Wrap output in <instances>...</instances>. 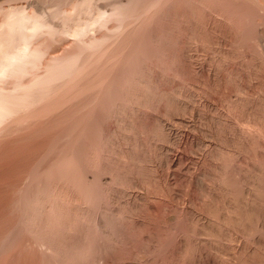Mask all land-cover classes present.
I'll use <instances>...</instances> for the list:
<instances>
[{
    "label": "rangeland",
    "instance_id": "1",
    "mask_svg": "<svg viewBox=\"0 0 264 264\" xmlns=\"http://www.w3.org/2000/svg\"><path fill=\"white\" fill-rule=\"evenodd\" d=\"M123 4L125 5V7ZM115 12H116V15H115ZM22 14H26V16H28L29 18L31 17L32 19L34 18L33 20L30 19L29 20L30 22H27L24 25L25 28L23 26L24 29L22 27H18V25L15 26L17 23L16 21H18L20 15ZM66 18L68 19L66 20ZM35 20L40 25L39 31L37 30L38 32L31 31L32 29L31 24ZM14 22H16L15 25H14ZM86 25L88 26L86 34H84L83 36L75 35V30H79L81 27H83L84 29L85 27H87ZM25 36L27 37L25 38ZM83 37L85 38V40ZM107 39L111 41V42L109 41L110 43L108 42L109 44H112L113 42L116 44V45L112 44L111 46L107 45L109 46L108 47L109 50L106 49L107 48L106 44H105L106 48L103 47L104 43H107ZM100 40L104 41L103 45L101 44ZM0 45H2L0 46L1 47L0 51L1 49L5 51L8 50L7 52L8 54L12 52L11 50H14V52H17V50H21L24 47H26L28 52L32 54L30 55V58L28 57L26 58L29 61H26L24 63L25 65L23 66V68L26 70H24L23 68L19 70L14 69L15 70L14 72L11 71L10 73H7L6 75L0 77L1 97L4 96L6 98V101L8 102L14 101L11 105L13 106L12 109H14V113H12L13 112L12 110L10 115L5 117L0 122L1 124L0 125V264H152V263L157 264V261H159L160 263L162 261V264H173V260L174 261L178 260L177 264H191L193 260L190 261L189 259L191 257L186 256V255L189 254L190 256H192V254L196 252L194 250L195 248L191 247V250H188L189 253L188 252L182 253V255L177 253V255H179L180 257L177 256L176 260H175L176 256H174L175 258L174 257L172 258L170 256L173 253L172 252L173 247L175 248V246H177L176 244L178 242L177 239L183 236L187 237L191 232L192 233L195 232V234L191 233V236L195 237L196 235V238L190 237V235L188 237V239L190 238V240L194 243L195 241L197 242L198 240L197 239L198 236L196 233L199 232L200 230L204 232L205 231L204 228L207 222L213 223V220H214V222L216 221L215 222L216 225L217 226L221 225V227H222V223H225V221L220 222L221 217L220 218L217 217L220 220L218 219L215 220V217H213L212 215L211 217L210 215L208 216V213H204V211H203V215L206 214L205 215L206 218L203 215H201L202 214L201 207L203 206L202 204L203 201L201 200H207V199L211 200V197L210 198L205 197L208 194L207 192L208 191L214 192L217 195H219L220 193L222 194V192H224L225 190V187L227 185L230 186V184H232L230 180V179L233 180L234 178L232 177V175L235 177L236 176L238 177L239 174L241 173L243 178L246 179L245 182L241 175L240 176L243 180L241 178L240 180L239 177L238 178L236 177V178L238 179L239 182L240 181L242 182L241 185H244L242 186V188L245 187V185H247L246 188L247 189L249 188V190H247L246 188L245 190L248 192L250 191L252 192V194L254 193L256 195V191L254 187H256L255 184H257V182L256 183L254 182V184L252 182H249L252 180H249L248 177H250L251 175L250 176L248 175L252 174L253 172L254 173L257 172V169L260 172L261 171L260 168L264 167V152H263L264 151V0H193V1L192 0H63V1L62 0H0ZM91 45H94V47L92 46L93 50L91 47L89 48V46ZM102 47L106 49L107 51H104ZM14 48L16 49V51ZM89 50H91L90 56L92 57L88 56ZM100 50H103V51H100ZM140 50L143 52H141ZM5 51H1L3 52L1 54L6 53ZM98 52H100V55L97 57V54H99ZM103 52L104 53L106 52V54H103ZM129 52L130 53L133 52L134 54L133 53L130 54ZM3 56L1 55L0 58H3ZM131 58H133L135 61ZM125 60L128 61V64H129L128 67L129 68L131 67L132 70L138 69L137 72H135V70L132 71L131 69H129L133 73L132 74L129 71L132 74L131 75L128 72V68H126L127 66L125 67L123 66L125 65V63L127 65V62ZM30 61L31 62L33 61V62L31 63ZM132 62H135L132 65L134 66L133 68L132 66H130ZM88 64L90 68L88 67ZM69 66L71 67L72 70L69 69L70 68ZM85 67L88 70V72L85 69ZM76 68H77V71H75ZM126 70H127L128 77L126 75ZM78 72H80L81 74ZM148 73L152 74V76L149 75ZM121 74L123 75L120 76ZM121 77H125V78H121ZM147 77H148V80L150 78H153L152 79L153 81L149 80L150 83L153 82L152 84L149 85V83L146 80ZM143 78L144 80H142ZM129 79L131 81L128 82ZM145 80L149 86L152 85L150 87L152 89H149V87L145 83ZM139 81L140 82L144 81L146 85L142 82L140 83ZM110 83L112 84L113 87L111 86ZM128 84L129 86L130 85L131 86L128 87ZM28 85L30 86V89ZM115 85H118L119 87L117 88V86ZM124 86L125 88H123ZM133 86H135V88ZM140 86H145L146 89L148 87V89L150 90L149 93L154 92L159 95L157 96V94L154 95L150 93L152 94V96L153 95L155 96V97H151L150 94L147 95L148 92L144 87H141V90H140ZM110 87L112 88V90H115L114 93L116 95L115 94L111 95V92L113 93V91H110L111 90ZM132 90L133 92L141 91L140 92L141 94L136 93L134 95L139 94L142 98L141 97L139 98V95L136 96L137 98H135L132 94L133 92H131ZM145 90H146V93L142 94L143 91ZM106 91L110 92V96H113L111 97L112 99L114 98V95H115V98L113 99L115 104H113V100H111L109 98L110 96L108 95L109 97L107 98V100L105 99L106 103H104L106 108H104L105 106H101L102 104L100 105L99 102L102 103V100H104L103 97L105 96L103 95L105 94ZM120 91H123V92H120ZM159 91L160 93L162 92L163 94L161 95ZM125 94L127 95V97ZM6 95H9V96H6ZM144 95H147V96H144ZM183 95H186V96H183ZM169 96L173 97V99L175 98L173 101L177 102L176 105L178 104V102L183 103L184 101H186L188 104L186 102L185 104L187 106L189 105L190 108L191 107L193 108L189 110V106H188V109L184 111V112H188V111L190 112L192 110L190 114H188L189 112L184 113L182 111L185 114L183 115L182 113V116H184L185 119L181 117L180 115L181 112L179 113L178 111L179 113L178 114L176 111L177 109L176 110L174 109V107L176 108V105H172V104H174L175 102H172L171 105L167 103V100L172 99ZM146 97L148 98V100ZM150 97L152 98V101L154 102H151ZM161 97H164V98H161ZM138 98L139 100L140 99L142 100L139 101ZM143 98H145L146 100ZM116 99H117V102H115ZM155 99L159 101L160 104L157 103ZM109 100L111 102L107 103V101ZM137 100L139 101V103L136 104ZM96 101L98 103H96ZM143 101L144 102L146 101L150 108H151V104H153L154 106L152 105V107L154 108L150 109L149 107H147V105L140 103ZM148 101H150V103ZM95 104L96 105L99 104L100 106L97 105L98 107H96L94 106ZM139 104H141V107L144 106V108L138 107ZM155 104H158V105H155ZM243 104H245L246 106L249 105L250 107L252 106V110H251L252 112H249L246 115L244 112L242 113V108H244L245 106ZM114 105L116 106L118 105L119 109H118V106L116 108V106ZM114 108L117 111L120 110L121 108L122 109L121 114L123 115H120L119 114L120 111L117 112L114 110ZM137 109L139 111H135ZM93 110L96 112V114ZM109 111H110V114H109ZM175 113H177L179 116L177 114L175 116ZM94 114L96 115V118ZM106 114L108 115L105 116ZM121 116L122 118H120ZM123 116L125 118H123ZM247 116H250L249 117L250 120L248 119ZM97 117L99 119H97ZM103 118H104V121H102ZM126 118H129V119H126ZM211 118L214 119V121H211L212 123L209 121ZM216 118L218 120L220 119L221 122L218 121ZM118 119H121L123 124ZM125 120L128 124H126ZM93 121H95L96 123L94 124ZM115 121H116V124H115ZM217 121L218 123H215ZM159 122L162 123V125L164 124L165 126H167V128L168 127L170 129L173 128L172 130L175 131L174 134L177 135L176 138L177 139L179 138L178 141H181V143H178V141L175 140L177 142L172 141V143H174L172 144L171 142H167L162 138L161 140H163L164 143L161 142L160 136L156 137V135L154 134L159 128L157 125H155V123L158 124ZM219 122L222 124H219ZM89 124L91 125L93 124L94 126L93 125L91 126ZM127 125L128 126L131 125L132 128L127 127ZM125 126L126 128H124ZM156 127L158 128L156 129ZM94 128L95 130H97V133H98L97 134L95 132V136L93 133ZM99 128L100 130L103 129L104 132L106 131L105 133L109 136H107L104 133L105 135L102 137L101 135L102 131H99ZM128 128L131 129V131H129L130 133L128 131L127 132L125 131V129L129 130ZM90 130H93V131L89 132ZM246 130L247 131L250 130V132L249 131L247 132ZM84 132L87 133V134L85 133L86 136L83 135ZM110 132L111 134L113 133L115 135L114 136L112 134L113 139L111 138L112 136L110 135ZM91 133L92 135H90ZM153 134L155 136H153ZM185 135H187L188 137ZM87 136L89 137V139ZM222 136L224 137L225 141L223 140ZM86 137L91 142L90 141L88 142L87 139L85 140L84 138ZM104 137L107 138L109 141L105 140ZM182 137H184L186 141H184V138L182 139ZM90 138L94 139V141H92V139ZM110 138L113 140L112 143L117 144V147L120 145L119 148H122L123 151H122L121 156L124 158V160L122 157L120 158V155L118 154L119 162L117 161L118 158L116 156H117V153H119L118 150L120 149H118L117 147L115 148L114 146L116 145L114 144L110 145L112 141L110 140ZM115 138L119 142L116 143V140H114ZM156 138H158L160 142L159 141L157 142L158 139ZM211 138L212 139L214 138L215 140L214 139L213 140L215 142ZM103 139L106 141L105 142L107 143L106 145L111 150L107 148V146L104 147L105 143L103 142ZM151 139L153 141H151ZM221 139L223 141H221ZM98 140H101V141L99 142ZM123 140L126 142H124ZM95 142L99 144V145L96 144L95 146H92L94 147V149L97 150L96 153H95L96 150L93 151L94 149H92L91 147V143L93 145ZM151 142L153 143V145L156 144V142L158 145L160 144L159 146H156L157 145L156 144L155 147L152 145L153 148H151L155 150V152L153 151V153L154 154L157 153L158 156H159L158 152L159 150L161 151L163 150L162 149L163 146L167 147V143L171 144L170 146L168 145V147L173 148L171 149L173 153L174 154L176 153V155L178 156H180L181 154L180 157L182 161L180 160L181 163H179L181 167L180 165L177 166L178 168L180 167V169H182V167L184 169L185 167L191 166L194 163H196V161L199 164L202 163L201 164L202 166L201 165L200 166L203 167L202 168L203 170L199 167L195 171L199 173V171L202 170L200 171V173L205 174L204 177L207 174L206 178H204V181H203V184L204 183L206 184L204 185V193H203V190H202V193H203L202 194L201 192H198L201 190L197 191V189L195 190V187L192 188L191 185L184 183L185 181L183 182L184 180L183 176L180 177L177 174H172L170 170L169 172H167L165 171L167 170L166 168L163 171L162 167H159V165L156 164L158 163L157 161L159 160V158L157 159L158 156L156 154L154 156L151 153L152 150L149 148V146H151L152 144ZM245 142H247V144ZM101 143L103 144L100 146ZM176 143H178L177 145H179L180 147L177 146ZM196 143L197 144L199 143L203 146L198 144L197 149L199 150H197L196 149L197 146L195 145ZM127 144H129L130 146L128 147ZM213 145H217V146L219 145L218 149L216 148V146H213ZM96 146H100L99 148H102V150ZM172 146H176L177 149L176 147H172ZM199 146L202 148H204L205 146L207 147L206 149L210 151L206 153L207 150L205 148L200 149ZM90 147L92 150L90 149ZM160 147L161 149H159ZM87 148H88L87 151L91 150L95 153L96 158H99V156L100 157L102 156L104 158L103 155H105V158H108L110 160L112 159L111 162L113 161L114 162L112 164L111 162H109L108 164L107 161L109 160L104 159L106 161V164L108 165L107 167L106 166L103 167V165H106L104 164L105 162H103L104 160L102 161L103 165L99 164L101 163L100 161L102 157L99 159L100 161L98 160L99 163H97L95 162L97 161V159L94 156L93 158L95 159L89 158L91 159L90 161L92 163H93L92 160H94L93 164L89 161L86 162V160H88V157L91 154L94 155L93 152L92 153L89 152L90 153L89 154L86 151ZM97 148L101 152H99ZM106 148L109 154L107 151H105ZM113 148L116 149L118 152L112 154L111 152L116 151ZM156 148L158 149L156 150ZM126 150L129 152H127ZM175 150L176 152H174ZM211 150L212 151L214 150V151L211 152ZM124 152L127 155L128 154L130 155V152H132L131 155L133 154L134 156L133 155L129 156L132 158V160H130V158L126 156ZM86 153L89 154V156ZM173 153L171 152V154ZM203 153H205L204 155H206L207 157L204 156ZM85 154L87 155L86 157L87 159H84V156H86ZM97 154L99 156H97ZM70 155H72L73 158L76 156L75 158L77 160H79L78 157L80 158V160L83 158L82 160L84 161L82 162L85 164V166H86V163L88 164V167L86 166V168H84V165L82 166L81 161H76L78 162L76 163L78 166L75 165V167L77 168L76 169L74 166H72L74 165L73 163L72 165H70L69 163L70 167H74L73 169L70 168V170L74 172V174L76 175V178H77V174L79 173L78 171L81 170L83 174L84 170L86 172L87 168L90 170V167H91V169L94 168L93 171L95 172H96V169H98L100 172V169L102 170V168H104L101 174L99 173V175L100 177L102 175L103 177V178L101 177L102 180L108 179V177L110 176L109 173L114 169L113 167L115 166V163L118 166L121 161V163L125 162L123 163L124 166L126 164L129 165L126 167H129L128 170L129 171L131 170V172L127 171V169H125L126 167L124 168L123 166L124 171H126V174L128 175V176L126 175L124 176L123 173L125 174V172L121 170L123 169L121 167V163H120V166L115 167V169L113 170L115 171V173L111 172V174L116 176L118 174L116 171L120 167L119 168L120 170L118 172L122 171L123 173L122 172H120L121 174L119 173L121 177L119 175H117L116 177L114 176L115 179L120 180V178L124 179L125 177V180L121 179L119 182L124 181L125 184L130 183V185L128 186L125 185L124 183L121 184L124 186V188H126L124 189L123 186H121L120 183L118 182L117 184H119L123 188L122 189L120 187V190H128L129 192L132 191V194L134 195L138 194L143 197L145 196L148 202L150 201L151 203L152 202L154 203L155 200L157 202V199H158L157 194H159V192L162 193L164 190H161V189L164 188L165 191L163 195H165V197H163L162 194H160L159 196H161V198L158 200V203L155 202L153 205L155 206L158 204L157 205L158 207H154V208L149 207L153 203L151 204L149 202L150 203L149 204L146 202V200L144 201L142 200V202L140 200L139 202H141V205H142L141 207L140 203H137L138 202L137 200L136 202L135 200L133 201L127 200V202L129 201L127 204L126 200H123L124 195L122 193L121 194L123 195V198L121 197V195L119 196V194H118L119 196L118 197L117 193L115 192H111L110 194V192L108 193V191L105 190L106 189L105 185L99 182L100 184L103 185V186H99L98 182H93L97 184V187H96V184H94L93 188H90V189L92 190L94 189L93 191H95V189H97L98 187H102V189H104V192H107L108 195L110 194L111 197L110 195L109 196L105 195L106 193L104 192L103 194L106 197L102 195L103 190L101 191L99 190L102 196L101 195L99 196L98 192L97 194L94 195L96 191L92 192L91 190V193L94 196L98 195L99 198L95 197L93 198V200H91V203L85 204V200L80 199V196L85 195L84 193H82L83 186L86 182L85 176L83 177V175H87V174L85 172L83 175L80 173L78 174V175H82L81 177L82 180L85 179V182L83 183L76 182L78 180L75 181L76 179L75 177H74V180L72 179L73 172L72 171L70 172V170L67 167L63 166L67 163L66 161L67 157L68 159L69 158L72 159ZM106 155H108L110 158ZM151 155H153L152 157L154 158V162L152 161L153 158L151 157ZM143 156H147V158L146 160H144L145 159L144 158L142 162L141 159ZM182 156H184V158ZM217 156L218 157L220 156L219 159H222L223 161V162L220 161V163L222 162L223 164H226L225 162H227V164H230L231 162H233V164L235 165V162H236L237 165L240 166V169L242 168L243 170L239 169L238 171V168L236 167L237 165L235 167L230 166L232 165V163L229 165L230 167L226 165L227 167L226 168L225 166H223V164H219L218 160H216L218 158ZM90 157H92V155ZM63 158L66 161V163L63 162L64 161ZM134 159L136 160V162ZM148 159L151 160L154 164L152 165V162L149 161ZM130 161H132L133 163L129 164ZM88 162L93 165V168L91 164L89 165ZM149 162L151 165L149 164ZM79 163L84 169H82ZM144 163H148L149 165L144 164ZM95 164L98 165L99 167L101 165L102 167L97 168L98 166H96ZM113 164L114 166H112ZM213 164L218 165V167L216 166L212 167L211 165ZM109 165H111L112 167L110 168ZM219 165L221 169L222 168L225 169V170L223 169L222 170L225 171L226 174H228L227 176H229V173H230L231 177L229 176L228 178L227 176H224L223 174L225 173L224 172L222 173V171L219 170ZM130 166L132 167L131 169H130ZM156 166L158 168H156ZM245 166H247L248 168ZM231 167L232 169L233 168L237 169L238 172L233 169L235 172L231 174L232 169H230V172H229V168ZM254 167H256V169ZM62 168H63V171H62ZM105 168L110 172L109 173L107 172L105 173V175H103L104 171L106 170ZM108 168H110L111 170ZM212 168H214V170L216 169L215 172L218 170L220 172L219 173L217 172L214 174L213 173L214 170ZM74 170H78L77 174ZM204 171L211 173V175ZM67 172H70V174ZM236 172L238 173L237 175H235ZM259 172L255 174L260 176L261 174L259 175ZM87 173L89 174L91 173V171ZM220 173H222L221 175L223 176H218L220 175ZM67 174L68 176L71 175L72 178L68 177ZM96 174L98 175V173ZM166 174L169 175L167 176L170 182ZM170 174L172 175L173 178L175 177V180L170 177L171 176ZM213 174L214 175L217 174L216 175L217 177L215 178ZM79 177L80 176H78V179ZM218 177L220 178L222 177V179L226 177L228 179L225 178V181L227 180L226 182L228 181L230 182H228L226 185V182L224 181L226 185L224 187V185L219 184L220 182L218 181L219 179ZM179 178L181 180L183 178V180L181 181L179 180ZM263 178H264V175H263ZM132 179L133 180L135 179L134 181H138V179L140 180L137 182L139 186L136 188L138 190L136 191V193L134 192V190L136 189L133 190L130 187L132 185L131 184V181H133ZM213 179H216V180H213ZM67 180L69 182L71 180V182L70 183L66 182ZM72 180L76 184V186L72 187ZM80 180L81 179H79V181ZM141 180H143V183H144L143 185L142 183H140L142 182ZM202 180H203V177H202ZM263 180L264 179H261L262 186H264ZM224 182H221V183L223 184ZM68 183L70 184V186L67 185ZM77 183L80 185L82 184L81 190L80 188H77L78 187ZM166 183L171 184V187L172 186L176 187L175 188L176 190L173 188L174 190L168 191L169 189L166 188L168 187ZM111 184L113 185V183ZM145 184H148L150 188L147 187L148 185H145ZM217 184L220 186H218ZM119 185H114L113 187L116 186L118 188ZM140 185L146 186L145 187L146 189L144 187L142 188L141 186L142 189L139 190ZM159 185L161 189L157 187ZM162 185L164 186L162 187ZM214 185L215 187L217 186L216 187L217 189H215L216 192L214 191V188H215ZM69 187L72 188L73 191L75 189L74 193H72V190ZM209 187H211L213 190ZM53 188L54 190L56 188V190L54 191ZM147 188L149 190H147ZM47 189L49 190L50 193H53L51 197L53 196L52 199L55 200L54 202L56 204L53 202V200L50 201L51 203L53 202V204H50V202H48L47 197H49V199L51 197ZM61 190L65 193L63 196L60 195V194H63ZM78 190H80L82 194ZM150 190H153V191H150ZM258 190L261 193L259 194V191H257L258 195H256V197H258V205H259L261 203V202L259 203V201L262 200V203L264 201V191L263 189L261 191L259 188ZM57 191L60 197L55 196V195H58V194H55V192L57 193ZM147 191H149L148 194L146 193ZM42 192L44 193V196L46 195L45 194L46 192L48 193L46 195L47 197L42 196L44 198H47L45 199L47 201H45L42 198L45 202L40 201L41 200L40 195H42L41 194ZM78 192L80 194H78ZM141 192L143 193V195ZM152 192H154L153 193L154 197L152 196L153 195ZM170 192H172L171 194L173 196L170 194ZM75 193H77L78 197ZM167 193L169 195H167ZM173 193L175 194L177 193L178 195L177 194L175 195ZM199 193L202 194V196ZM112 194H114L113 196L115 200H112L113 199ZM71 195L73 197L76 196V200H69V198L72 197ZM260 195H262L263 198ZM54 196L56 197V199ZM67 196L69 197L67 198ZM38 197L40 198V200L38 199ZM108 197L112 199L110 200ZM149 197L153 198L154 201L152 199L148 200ZM59 198L63 200H60ZM81 198H84V197H81ZM219 199L221 201L219 205H223L222 200L224 199L221 197L216 200L219 201ZM30 200L32 201L30 202ZM130 201L133 205L135 204L134 207L136 209H134V211L133 209L130 210L129 206H132ZM42 203L50 207L49 210L54 215L52 216L51 214V216H49L50 214H46L44 212L46 214V217L44 213H43V217H45L44 219L45 220L47 219V220L44 221L42 218L44 223L49 224L48 225L49 228L48 227L47 228L51 231L46 229V226H47L46 224H44L43 222H40V219L42 216L40 215L39 219L37 217L39 214L36 212H38L43 207ZM60 203L61 205L57 206ZM262 203L259 206H261L262 210H264L263 208L264 203L263 204ZM40 204L42 207L40 206ZM90 204L92 205V207L90 206ZM79 205H81L82 207ZM51 206L53 207L51 208ZM84 206L85 208H89V209L91 208V209L88 210L89 211L88 215L89 214L90 215L89 216L87 215V216L89 219H84V221L82 220L83 224H81L80 216L82 214V210ZM159 206H161V209ZM38 207H39V210H37ZM62 207H64L65 210L67 211L65 212V210H63L64 208ZM188 207L189 209L191 208V210L194 212L195 215L197 213L195 218H193L194 220L189 216L186 217V215L188 214L187 213L185 214V210H187ZM148 208L153 209V210L155 208H158V210L155 209L157 210L155 213V210L153 212V210H149ZM31 209L32 211L35 212L36 216L31 211ZM45 209L43 210L48 212V210L47 209L45 210ZM54 209L58 211H54ZM60 209L65 213L66 216L67 214L70 215L68 216L70 218L71 223H72L71 220L76 221L75 216L78 217L79 215L78 217L79 225H77L76 223L77 221L73 222L77 225V226L75 225L76 230L74 228V232L72 231L73 223L72 224L70 223V225H68V227L71 228L70 229L71 231L68 230L69 228L67 229L69 232L67 237H69L70 232L71 233L73 232L72 234L74 235L72 236V234H70L72 237H69V238L76 239L75 245L69 244L70 245L69 248L71 249V247L76 246L77 249L74 250V248H72L73 250L71 249V251L73 253L78 252L79 255L76 253H75L76 255L71 253L68 247L64 248L65 246H68V243L70 242L68 241L69 238L68 239L65 238L67 234L66 232L67 230H64L63 232V229L65 228V226H63L64 224L61 223L63 228L60 225V222H61L59 220ZM182 209H184V212L182 211ZM200 209H201V212L199 211ZM135 210L137 211L135 212ZM29 211H30V214H27L29 213ZM117 211L118 213L119 212L120 213L118 214ZM131 212H135L136 216H134L135 214H132ZM174 212H176V215ZM181 212L183 213L181 214ZM151 213H155V214H151ZM27 215H28V219L33 216L34 218H30V220H28ZM161 215L163 217H161ZM169 216L172 218L171 219L172 221H170ZM100 218L102 219V222L104 221L103 223L100 222L99 220ZM31 219H35V220H33L32 222ZM36 220L39 222H37ZM52 220L54 221V224L50 222ZM197 220H199V222ZM56 222L59 225H56ZM32 223L34 225L36 224V227L38 225L40 226L42 225L40 228L39 226L38 228H36L39 230L40 234L37 233L38 231H36V229L34 230V228H32L33 227V225L31 226ZM91 223L93 224V226ZM43 225H45V227ZM224 225L222 228L217 227L218 229H220V231L217 229L216 231L217 232L219 231V232L217 233L215 231L214 234L216 233V235L212 234L213 235L212 236L209 234L210 235L209 236L207 234V231H205L204 232L205 234H203V237L206 240L209 239V242H212V243L214 242L213 243L214 245H219V247H223L226 244L225 240H222L225 237L224 236L225 231L227 233L228 231L230 232L231 230H233L231 226H230L231 228L229 227L230 229L228 228L227 230H225ZM58 226H61V227L57 228ZM78 226H80L82 229ZM195 226L197 227V229ZM45 229L47 232H49V235L52 236V239H56L59 234L64 235V236L61 235L62 238L59 235L58 237L60 239L59 241L57 240L58 238L56 240H52L53 242L55 241L54 243L52 242L54 245L56 243L57 245H59V247L55 245L56 248L58 247L59 249L58 248L57 249L60 251L64 248L63 251H61L60 253L59 251H57L56 253L57 249L55 248L53 244L52 245L54 247L51 246L50 241H48L47 239L48 234L47 233L43 234ZM77 229L80 231L78 232ZM59 230H60V233L58 234ZM83 231L86 234L88 235L90 234V235L89 236L86 235ZM77 232L81 236H79ZM183 233H187L188 235H184ZM178 234H181V235L179 236ZM161 236L163 237V241H161L162 239H160L162 238ZM216 236H218V238H216ZM200 237H202V235L201 236L199 235V238ZM38 238H40V240H38ZM43 238H45V241L48 242L47 245L41 242V241H44L42 240ZM64 238L66 240L64 241L62 240L60 244L61 239H64ZM129 238H130V241L128 240ZM219 238L223 246H220L221 244L217 243L219 242L218 241ZM212 239H214V241ZM77 240L78 242L81 240V242L79 243L81 246L76 244L78 243ZM93 240L95 243L93 242ZM83 241H84V244H83ZM125 241H127V244L125 243ZM223 241L225 243H222ZM86 242L88 243V245H86L87 244ZM173 242L174 243L176 242L175 245ZM64 243H67V245ZM89 245H91L90 248H89ZM60 246L61 247L64 246V247L60 249ZM82 246H85V248L84 247L82 248ZM169 248L171 249L169 250ZM66 249L69 250V252ZM82 249L84 250L79 252V250H82ZM167 249L171 252H168ZM64 250H66V252ZM81 254L83 255L81 256ZM70 255H72V258ZM220 255L219 257H223V254L221 256ZM164 256H167V257L169 256V258L167 259L166 257L163 258ZM170 258H172L173 260H171ZM182 258L183 260L184 259H187V260L183 262ZM153 259L155 261H153ZM160 259L162 260L160 261ZM164 259H166V261ZM188 260L190 262H188ZM75 261L76 263H74ZM193 263L201 264L202 262L199 263L198 261H193ZM174 264H176V262Z\"/></svg>",
    "mask_w": 264,
    "mask_h": 264
},
{
    "label": "bare ground",
    "instance_id": "2",
    "mask_svg": "<svg viewBox=\"0 0 264 264\" xmlns=\"http://www.w3.org/2000/svg\"><path fill=\"white\" fill-rule=\"evenodd\" d=\"M62 1H63V0H62ZM192 1H193V0H192ZM71 2H72V1H71ZM76 2H77V1H76ZM190 2H191V1H190ZM80 3H81V1H80ZM208 3H209V2H208ZM74 4H75V3H74ZM77 4H79V3H77ZM123 5H124V4H123ZM75 6H76V5H75ZM119 7H120V6H119ZM124 7H125V5H124ZM122 8H123V7H122ZM205 8H206V7H205ZM74 9H75V8H74ZM145 9H146V8H145ZM75 10H76V9H75ZM68 12H69V11H68ZM124 13H125V12H124ZM148 13H149V12H148ZM192 13H193V12H192ZM69 14H70V13H69ZM71 14H72V13H71ZM33 15H34V14H33ZM115 15H116V12H115ZM126 15H128V14H126ZM30 19H32V17L29 18L28 16H26V14H22V15H20L18 21H16L17 23L14 22V25H15V23H16L15 26L18 25V27H22V28H23V26H24L27 22H30V21H29ZM33 19H34V18H33ZM33 19H32V20H33ZM40 19H41V18H40ZM67 19H68V18H66V20H67ZM73 19H74V18H73ZM118 19H119V17H118ZM122 19H123V18H122ZM38 20H39V19H38ZM69 20H70V19H69ZM75 20H76V19H75ZM71 21H72V20H71ZM99 21H100V20H99ZM116 21H117V19H116ZM31 22H32V21H31ZM75 22H76V21H75ZM151 22H152V21H151ZM64 23H65V22H64ZM104 23H105V22H104ZM118 23H120V22H118ZM239 23H240V22H239ZM11 24H12V23H11ZM68 24H69V23H68ZM95 24H96V23H95ZM112 24H113V23H112ZM119 25H120V24H119ZM126 25H127V24H126ZM128 25H130V24H128ZM238 25H239V24H238ZM15 26H13V27H15ZM31 26H32V27H31L32 29H31V28H30V29H31L32 32H33V31L36 32L37 30L39 31L40 25H39V23H38L36 20L31 24ZM68 26H69V25H68ZM73 26H74V25H73ZM86 26H87V25H86ZM112 26H113V25H112ZM114 26H115V25H114ZM123 26H124V25H123ZM154 26H155V25H154ZM47 27H48V26H47ZM126 27H127V26H126ZM24 28H25V26H24ZM24 28H23V29H24ZM42 28H43V26H42ZM117 28H118V27H117ZM122 28H123V27H122ZM60 29H61V28H60ZM87 29H88V26L85 27L84 29H83V27H81L79 30H75V35H81V36H83L84 34H86ZM97 29H98V28H97ZM127 29H128V28H127ZM127 29H126V30H127ZM61 30H62V29H61ZM120 30H122V29H120ZM128 30H129V29H128ZM170 30H171V29H170ZM11 31H13V30H11ZM22 31H23V30H22ZM25 31H26V30H25ZM25 31H24V32H25ZM38 31H37V32H38ZM110 31H111V30H110ZM112 31H113V30H112ZM117 31H118V30H117ZM124 31H125V29H124ZM73 32H74V31H73ZM73 32H72V33H73ZM108 32H109V31H108ZM96 33H97V32H96ZM105 33H106V32H105ZM109 33H110V32H109ZM147 33H148V32H147ZM31 34H32V33H31ZM33 34H34V33H33ZM113 34H114V33H113ZM149 34H150V33H149ZM118 35H119V34H118ZM67 36H68V35H67ZM81 36H80V37H81ZM88 36H89V35H88ZM88 36H87V37H88ZM99 36H100V34H99ZM109 36H110V34H109ZM112 36H113V35H112ZM261 36H262V35H261ZM26 37H27V36H25V38H26ZM72 37H73V36H72ZM87 37H86V38H87ZM153 37H154V36H153ZM30 38H31V37H30ZM83 38H84V37H83ZM99 38H100V37H99ZM124 38H125V37H124ZM151 38H152V37H151ZM169 38H170V37H169ZM262 38H263V37H262ZM165 39H166V38H165ZM84 40H85V38H84ZM84 40H83V41H84ZM93 40H94V39H93ZM121 40H122V39H121ZM127 40H128V39H127ZM148 40H149V39H148ZM75 41H76V40H75ZM109 41H110V40L107 39V43H104V41H101V40H100V42H101L102 45H103V43H104V46H103V47H105V44H106V46H107V45L111 46L112 44H115L114 42H113L112 44H109V43L111 42V41H110V42H109ZM116 41H117V39H116ZM84 42H85V41H84ZM105 42H106V40H105ZM108 42H109V43H108ZM148 42H149V41H148ZM166 42H167V41H166ZM22 43H23V42H22ZM86 43H87V42H86ZM127 43H128V42H127ZM130 43H131V42H130ZM132 43H133V42H132ZM101 44H100V45H101ZM147 44H148V43H147ZM18 45H19V44H18ZM23 45H24V44H23ZM82 45H84V44H82ZM115 45H116V44H115ZM115 45H114V46H115ZM150 45H151V44H150ZM0 46H2V45H0ZM20 46H21V45H20ZM92 46L94 47V45H91V46H89V48L91 47L92 50H93V47H92ZM109 46H107V48H106V47H105V48L109 50V48H108ZM134 46H135V45H134ZM103 47H102V48H103ZM0 48H1V47H0ZM2 48H3V47H2ZM83 48H84V47H83ZM113 48H114V47H113ZM135 48H136V47H135ZM141 48H142V47H141ZM14 49H15V48H14ZM87 49H88V48H87ZM106 49L103 48L104 51H107ZM114 49H115V48H114ZM143 49H144V48H143ZM163 49H164V48H163ZM103 50H100V51H103ZM131 50H132V49H131ZM131 50H130V51H131ZM141 50H142V49H141ZM141 50H140V51H141ZM156 50H157V48H156ZM1 51H5V50H2V49H1ZM1 51H0V57H1V55H2V56L4 55V56H3V58H0V59H2V60H0V77L6 75L7 73H10L11 71L14 72L15 70H19V69L23 68V66L25 65L24 63H25L26 61H29V60H27L26 58H27V57L30 58V55H32L31 53L28 52V50H27L26 47H24V48L21 49V50H17V52H14V50H11L13 53L11 52L10 54L7 53L8 50L5 51L7 54H6V53L1 54V53H3V52H1ZM15 51H16V49H15ZM34 51H35V50H34ZM86 51H87V50H86ZM117 51H118V50H117ZM119 51H120V50H119ZM76 52H77V51H76ZM82 52H83V51H82ZM84 52H85V51H84ZM90 52H91V50H89V54H88V56H90ZM138 52H139V51H138ZM138 52H137V53H138ZM141 52H143V51H141ZM73 53H74V52H73ZM85 53H86V52H85ZM98 53H99V54H97V57L100 55V52H98ZM129 53H130V52H129ZM132 53H133V52H132ZM132 53H130V54H132ZM149 53H150V52H149ZM103 54H106V52H105V53L103 52ZM109 54H110V53H109ZM112 54H113V53H112ZM114 54H115V53H114ZM120 54H121V53H120ZM123 54H125V53H123ZM133 54H134V53H133ZM135 54H136V53H135ZM128 55H129V54H128ZM128 55H126V56H128ZM157 55H159V54H157ZM66 56H67V55H66ZM103 56H104V55H103ZM126 56H125V57H126ZM139 56H140V55H139ZM145 56H146V55H145ZM58 57H59V56H58ZM86 57H87V56H86ZM90 57H92V56H90ZM93 57H94V56H93ZM109 57H110V56H109ZM129 57H130V56H129ZM131 57H132V55H131ZM136 57H137V56H136ZM140 57H141V56H140ZM147 57H148V56H147ZM120 58H121V57H120ZM86 59H87V58H86ZM113 59H114V58H113ZM125 59H126V58H125ZM131 59H133V58H131ZM33 60H34V59H33ZM91 60H92V59H91ZM91 60H90V61H91ZM133 60H134V59H133ZM72 61H73V60H72ZM84 61H85V60H84ZM86 61H87V60H86ZM92 61H93V60H92ZM92 61H91V62H92ZM115 61H116V60H115ZM125 61H126V60H125ZM125 61H124V62H125ZM134 61H135V60H134ZM138 61H139V60H138ZM30 62H31V61H30ZM32 62H33V61H32ZM32 62H31V63H32ZM82 62H83V61H82ZM94 62H95V61H94ZM124 62H123V63H124ZM126 62H127V65H126V63H125V65H123V66H124V67L127 66L126 68H128V72H129V71H130L129 69H131V67L129 68V67H128V66H129L128 61H126ZM35 63H36V62H35ZM51 63H52V62H51ZM123 63H122V64H123ZM130 63H131V61H130ZM133 63H135V62H132V64H131L130 66H132ZM74 64H75V63H74ZM85 64H86V63H85ZM107 64H108V62H107ZM136 64H137V63H136ZM65 65H66V64H65ZM114 65H115V64H114ZM134 65H135V64H134ZM143 65H144V64H143ZM30 66H31V65H30ZM61 66H62V65H61ZM82 66H84V65H82ZM85 66H87V65H85ZM95 66H96V65H95ZM98 66H99V65H98ZM117 66H118V65H117ZM141 66H142V65H141ZM55 67H56V66H55ZM65 67H66V66H65ZM69 67H70V66H69ZM69 67H68V68H69ZM88 67H89V64H88ZM88 67H87V68H88ZM133 67H134V66H132V68H133ZM135 67H137V66H135ZM16 68H18V69H16ZM60 68H62V67H60ZM66 68H67V67H66ZM89 68H90V67H89ZM91 68H92V67H91ZM113 68H114V67H113ZM14 69H15V70H14ZM23 69H24V68H23ZM30 69H31V68H30ZM69 69H71V67H70ZM85 69H86V67H85ZM136 69H137V68H136ZM24 70H26V69H24ZM71 70H72V69H71ZM71 70H70V71H71ZM86 70H87V69H86ZM131 70H132V69H131ZM134 70H135V69H133L132 71H134ZM137 70H138V69H137ZM137 70H135V72H137ZM70 71H69V72H70ZM75 71H77V68H76ZM91 71H92V70H91ZM149 71H150V70H149ZM16 72H17V71H16ZM67 72H68V71H67ZM87 72H88V70H87ZM130 72H131V71H130ZM130 72H129V73H130ZM24 73H26V72H24ZM71 73H72V72H71ZM78 73H80V72H78ZM85 73H86V72H85ZM131 73H132V72H131ZM131 73H130V74H131ZM146 73H147V72H146ZM21 74H23V73H21ZM80 74H81V73H80ZM132 74H133V73H132ZM132 74H131V75H132ZM136 74H137V73H136ZM136 74H135V75H136ZM148 74L152 76V74H150V73H148ZM148 74H147V75H148ZM19 75H20V74H19ZM66 75H67V74H66ZM70 75H71V74H70ZM70 75H69V76H70ZM122 75H123V74H121L120 76H122ZM126 75H127V77H128L127 70H126ZM147 75H146V76H147ZM149 75H148V76H149ZM83 76H84V75H83ZM138 76H139V75H138ZM35 77H36V76H35ZM76 77H77V76H76ZM149 77H150V76H149ZM70 78H71V77H70ZM79 78H80V77H79ZM112 78H114V77H112ZM121 78H125V77H121ZM132 78H133V77H132ZM134 78H135V77H134ZM144 78H145V76H144ZM144 78H143L142 80H144ZM36 79H37V78H36ZM76 79H77V78H76ZM95 79H96V78H95ZM137 79H138V78H137ZM152 79H153V78H150L149 80L151 81ZM31 80H32V79H31ZM31 80H30V81H31ZM39 80H40V79H39ZM101 80H102V79H101ZM106 80H107V79H106ZM117 80H118V79H117ZM117 80H116V81H117ZM123 80H124V79H123ZM140 80H141V78H140ZM146 80H147V82L149 83V85L153 83V82L150 83V81L148 80V77H147ZM146 80H145V83H146ZM0 81H1V80H0ZM94 81H95V80H94ZM103 81H104V80H103ZM124 81H125V80H124ZM124 81H123V83H124ZM129 81H131V80L129 79L128 82H129ZM133 81H134V80H133ZM152 81H153V80H152ZM45 82H46V81H45ZM97 82H98V81H97ZM111 82H112V81H111ZM139 82H140V81H139ZM141 82L144 83V81H141ZM141 82H140V83H141ZM34 83H35V82H34ZM39 83H40V82H39ZM104 83H105V82H104ZM115 83H116V82H115ZM131 83H132V82H131ZM145 83H144V84H145ZM98 84H99V83H98ZM110 84H111V83H110ZM117 84H119V83H117ZM146 84H147V83H146ZM146 84H145V85H146ZM29 85H30V84H29ZM29 85H28V86H29ZM92 85H93V84H92ZM99 85H100V84H99ZM99 85H98V86H99ZM137 85H138V84H137ZM149 85L147 84V86L149 87V89H152V88H150L152 85H151V86H149ZM40 86H41V85H40ZM93 86H94V85H93ZM103 86H104V85H103ZM107 86H108V85H107ZM107 86H106V87H107ZM109 86H110V85H109ZM111 86H112V84H111ZM115 86H117V88L119 87L118 85H115ZM130 86H131V85H130ZM130 86H129V84H128V87H130ZM45 87H46V86H45ZM104 87H105V86H104ZM112 87H113V86H112ZM133 87L135 88V86H133ZM141 87H144V88L146 89L145 86H140V90H141ZM148 87H147V89H146L147 92H148L147 95H149L150 93H152V94H154V95L157 94V93H154V92H150V93H149L150 90L148 89ZM96 88H97V87H96ZM108 88H109V87H108ZM110 88H111V87H110ZM123 88H125V86H124ZM126 88H127V87H126ZM138 88H139V87H138ZM157 88H158V87H157ZM29 89H30V86H29ZM29 89H28V90H29ZM100 89H101V88H100ZM113 89H114V88H113ZM142 89H143V88H142ZM97 90H98V89H97ZM105 90H106V89H105ZM105 90H104V91H105ZM116 90H117V89H116ZM122 90H123V89H122ZM126 90H127V89H126ZM138 90H139V89H138ZM143 90H144V89H143ZM146 90L143 91L142 94H145V93H146ZM157 90H158V89H157ZM157 90H156V91H157ZM159 90H160V89H159ZM110 91H113V93L111 92V95L115 94V93H114L115 90H112V88H111ZM136 91H137V90H136ZM162 91H163V89H162ZM3 92H4V91H3ZM95 92H96V91H95ZM107 92H108V91L105 92V94H107V95H105V94L103 95V96L106 97V98L103 97L104 100H105V99L107 100V98L110 96V92H108V93H107ZM117 92H118V91H117ZM120 92H123V91H120ZM131 92H133V90H132ZM140 92H141V91H139V92H133L132 94H133V96H134L135 98H137L136 96H138L139 94H138V95H134V94H136V93H140ZM127 93H128V92H127ZM159 93H160V91H159ZM9 94H10V93H9ZM17 94H18V93H17ZM140 94H141V93H140ZM152 94H150L151 97H155L154 95L152 96ZM160 94L162 95L163 93L161 92ZM108 95H109V96H108ZM115 95H116V94H115ZM115 95H114V98H115ZM125 95H126V94H125ZM130 95H131V94H130ZM130 95H129V96H130ZM147 95H144V96H147ZM158 95H159V94H157V96H158ZM6 96H9V95H6ZM16 96H17V95H16ZM18 96H19V95H18ZM117 96H118V95H117ZM142 96H143V95H142ZM157 96H156V97H157ZM183 96H186V95H183ZM187 96H188V95H187ZM192 96H193V95H192ZM192 96H191V97H192ZM111 97H113V96H110L109 98H110L111 100H113L114 98L112 99ZM126 97H127V95H126ZM130 97H131V96H130ZM140 97H141V96L139 95V98H140ZM151 97H150V98H151ZM159 97H160V96H159ZM164 97H165V96H164ZM164 97H161V98H164ZM169 97H171V96H169ZM189 97H190V96H189ZM17 98H18V97H17ZM139 98H138V100H139ZM141 98H142V97H141ZM146 98H147V97H146ZM150 98H149V100H150ZM171 98H172V99L167 100V103H169V105H171L172 102H175V101H173L175 98H174V99H173V97H171ZM187 98H188V97H187ZM192 98H193V97H192ZM100 99H101V98H100ZM143 99H145V98H143ZM159 99H160V98H159ZM167 99H168V97H167ZM13 100H15V99H13ZM96 100H97V99H96ZM104 100H102V103H100L98 100H97V101L99 102L100 105L102 104L101 106H105L104 103H106V100H105V101H104ZM119 100H120V99H119ZM119 100H118V101H119ZM135 100H136V99H135ZM138 100H137L136 104L139 103V101H141L142 99H140L139 101H138ZM145 100H146V99H145ZM147 100H148V98H147ZM153 100H154V99H153ZM157 100H158V98H157ZM157 100L155 99V101H157ZM164 100H166V99H164ZM97 101H96V103H98ZM103 101H104V102H103ZM126 101H127V100H126ZM178 101H179V100H178ZM181 101H182V100H181ZM13 102H14V101H13ZM13 102H8V101H6V98H5L4 96L1 97V95H0V122H1L5 117H7L8 115H10V113L12 112V110H13L12 113H14V109H12L13 106H11ZM17 102H18V101H17ZM108 102H111V101L109 100V101H107V103H108ZM115 102H117V99H116ZM128 102H129V101H128ZM131 102H132V101H131ZM133 102H135V101H133ZM143 102H144V101H143ZM143 102H140V103H142V104H144V105H147V107H149V105L147 104L146 101H145L144 103H143ZM148 102L150 103V101H148ZM151 102H154V101H152V98H151ZM182 102H183V101H182ZM185 102H186V101H184L183 103L178 102L177 105H176L177 102H175L174 104H172V105H176V108L174 107V109H175V110L177 109V110H176L177 113H178V111H179V113L181 112L180 115H181V117H183V119H185V117L182 116V113H183L184 111H186V110L188 109V106H189V105L187 106V105L185 104ZM120 103H121V102H120ZM155 103H156V102H155ZM157 103H159V101H157ZM164 103H166V102H164ZM186 103H187V102H186ZM93 104H94V102H93ZM99 104H97V105L100 106ZM113 104H115V103H114V100H113ZM159 104H160V103H159ZM187 104H188V103H187ZM97 105L95 104L94 106L98 107ZM118 105H119V104H118ZM118 105H117V106H118ZM133 105H134V104H133ZM152 105H153V104H151V108L149 107L150 109L154 108V107H152ZM155 105H158V104H155ZM166 105H168V104H166ZM243 105H245V104H243ZM107 106H108V105H107ZM114 106H116V105H114ZM117 106H116V108H117ZM119 106H120V105H119ZM119 106H118V109H119ZM153 106H154V105H153ZM164 106H165V105H164ZM259 106H260V105H259ZM96 107H95V108H96ZM125 107H126V106H125ZM138 107H141V104H139ZM142 107L144 108V106H142ZM142 107H141V108H142ZM156 107H157V106H156ZM172 107H173V106H172ZM240 107H242V106H240ZM18 108H19V107H18ZM21 108H22V107H21ZM99 108H100V107H99ZM99 108H97V109H99ZM101 108H102V107H101ZM104 108H106V106H105ZM112 108H113V106H112ZM121 108H122V106H121ZM121 108H120V110H118V111H120V113H119L120 115H123V114H121V112H122V109H121ZM123 108H124V107H123ZM191 108H192V107H191ZM191 108H190V106H189V110H190ZM255 108H256V107H255ZM260 108H261V107H260ZM262 108H263V107H262ZM90 109H91V108H90ZM108 109H109V108H108ZM138 109H139V108H138ZM138 109L135 110V111H139V110H140V109H139V110H138ZM156 109H157V108H156ZM192 109H193V108H192ZM240 109H241V108H240ZM253 109H254V108H253ZM23 110H24V109H23ZM91 110H92V109H91ZM103 110H104V109H103ZM103 110H102V111H103ZM112 110H113V109H112ZM114 110H115V108H114ZM114 110H113V111H114ZM143 110H144V109H143ZM167 110H168V108H167ZM171 110H173V109H171ZM251 110H252V106L250 107L249 105H247V106L245 105L244 108H242V113L244 112L245 115H246L247 113L252 112ZM93 111H94V110H93ZM99 111H101V110H99ZM115 111H117V110H115ZM118 111H117V112H118ZM125 111H126V110H125ZM140 111H141V110H140ZM169 111H170V109H169ZM169 111H168V112H169ZM182 111H183V112H182ZM191 111H192V110H191ZM191 111H190V112H191ZM257 111H258V110H257ZM94 112H95V111H94ZM104 112H105V111H104ZM106 112H107V111H106ZM154 112H155V111H154ZM188 112H189V111H188ZM188 112H184V113H188ZM190 112H189L188 114H190ZM196 112H197V110H196ZM89 113H90V112H89ZM102 113H103V112H102ZM111 113H112V112H111ZM127 113H128V112H127ZM177 113H175V116H176ZM179 113H178V114H179ZM184 113H183V115H185ZM192 113H193V112H192ZM198 113H199V111H198ZM16 114H17V113H16ZM90 114H91V113H90ZM95 114H96V112H95ZM95 114H94V116H95V118H96V115H95ZM104 114H105V113H104ZM104 114H103V115H104ZM109 114H110V111H109ZM117 114H118V113H117ZM125 114H126V112H125ZM125 114H124V115H125ZM128 114H129V113H128ZM165 114H166V113H165ZM173 114H174V113H173ZM178 114H177V115H178ZM196 114H197V113H196ZM196 114H195V115H196ZM250 114H251V113H250ZM250 114H248V115H250ZM107 115H108V114H106L105 116H107ZM113 115H114V114H113ZM146 115H147V114H146ZM170 115H171V114H170ZM191 115H192V114H191ZM193 115H194V114H193ZM252 115H253V113H252ZM15 116H16V115H15ZM92 116H93V115H92ZM99 116H101V115H99ZM111 116H112V115H111ZM111 116H110V117H111ZM125 116H126V115H125ZM168 116H169V115H168ZM172 116H173V115H172ZM172 116H171V117H172ZM178 116H179V115H178ZM199 116H200V114H199ZM112 117H113V116H112ZM126 117H127V116H126ZM150 117H152V116H150ZM202 117H203V116H202ZM247 117H248V119H249L250 116H247ZM247 117H246V118H247ZM8 118H9V117H8ZM92 118H94V117H92ZM101 118H102V117H101ZM104 118H105V117H104ZM104 118H103L102 121H104ZM120 118H122V116H121ZM123 118H125V117L123 116ZM244 118H245V117H244ZM97 119H99V118L97 117ZM97 119H96V120H97ZM126 119H129V118H126ZM175 119H176V118H175ZM179 119H180V118H179ZM181 119H182V118H181ZM197 119H198V117H197ZM199 119H200V118H199ZM216 119H217V118H216ZM258 119H259V118H258ZM90 120H91V119H90ZM92 120H93V119H92ZM118 120L121 121V119H118ZM171 120H172V119H171ZM217 120H218V119H217ZM246 120H247V119H246ZM249 120H250V119H249ZM251 120H252V119H251ZM98 121H99V120H98ZM120 121H118V122H120ZM123 121H124V119H123ZM128 121H130V120H128ZM131 121H132V120H131ZM154 121H155V120H154ZM158 121H160V120H158ZM182 121H184V120H182ZM209 121H210V122H211V121H214V119L211 118ZM215 121H216V120H215ZM218 121H220V119H219ZM218 121L215 122V123H218ZM260 121H261V120H260ZM3 122H4V121H3ZM113 122H114V121H113ZM121 122H122V121H121ZM125 122H126V120H125ZM156 122H157V121H156ZM162 122H163V121H162ZM173 122H175V121H173ZM220 122H221V121H220ZM220 122H219V124H222V123H220ZM254 122H255V121H254ZM257 122H258V121H257ZM5 123H6V122H5ZM93 123L95 124L96 122L93 121ZM103 123H104V122H103ZM131 123H132V122H131ZM131 123H129V124H131ZM144 123H145V122H144ZM146 123H147V122H146ZM167 123H168V122H167ZM171 123H172V122H171ZM211 123H212V122H211ZM248 123H249V122H248ZM115 124H116V121H115ZM122 124H123V122H122ZM126 124H128V123L126 122ZM126 124H124V125H126ZM132 124H133V123H132ZM153 124H154V123H153ZM0 125H1V124H0ZM89 125H91V124H89ZM92 125H93V124H92ZM92 125H91V126H92ZM111 125H112V124H111ZM120 125H121V123H120ZM155 125H157V126L159 127V128L156 127V129L158 128L159 131H158V130H157V131H158L159 133L155 130L156 132H155L154 134L156 135V137L160 136V141H161V142H163V140H161V138L164 139L165 141H167V142H171V143H172V141H175V140L178 141V140H179V138H178V139L176 138L177 135L174 134L175 131L172 130V129H173L172 127H171L172 129H170L169 127L167 128V126H165L164 124L162 125V123H160V122H159L158 124L155 123ZM93 126H94V125H93ZM100 126H101V125H100ZM127 127H131V128H132L131 125H129V126L127 125ZM87 128H88V127H87ZM90 128H91V127H90ZM95 128H96V127H95ZM95 128H94V132H93V133H94V136H95V132L97 133V130H95ZM124 128H126V126H125ZM92 129H93V128H92ZM96 129H97V128H96ZM120 129H121V128H120ZM128 129H129V130H126V129H125V131H126V132H127V131H128V132L131 131L130 128H128ZM87 130H88V129H87ZM111 130H113V129H111ZM115 130H116V129H115ZM92 131H93V130H90L89 132H92ZM99 131H102V134H101L102 137L106 134V133H105L106 131L104 132L103 129L100 130V128H99ZM246 131H247V130H246ZM248 131L250 132V130H248ZM248 131H247V132H248ZM111 132H113V131H111ZM111 132H110V135L112 136L113 133L111 134ZM85 133H86V132L83 133L84 136H86ZM100 133H101V132H100ZM100 133H99V134H100ZM104 133H105V134H104ZM115 133H116V132H115ZM129 133H130V132H129ZM157 133L160 134V135H158ZM176 133H177V132H176ZM86 134H87V133H86ZM97 134H98V133H97ZM122 134H123V133H122ZM124 134H125V133H124ZM154 134H153V136H155ZM180 134H181V133H180ZM183 134H184V133H183ZM90 135H92V133H91ZM90 135H89V136H90ZM106 135H107V134H106ZM113 135H114V134H113ZM181 135H182V134H181ZM94 136H93V137H94ZM107 136H109V135H107ZM107 136H106V137H107ZM114 136H115V135H114ZM119 136H120V135H119ZM129 136H130V135H129ZM153 136H152V137H153ZM185 136H187V135H185ZM87 137H88V136H87ZM87 137L84 138V139L86 140ZM99 137H100V136H99ZM179 137H180V136H179ZM187 137H188V136H187ZM222 137H223V136H222ZM222 137H221V138H222ZM107 138H108V137H107ZM107 138L104 137L105 140H108ZM111 138L113 139V136H112ZM111 138H110V140H112ZM116 138H117V137H116ZM116 138H115L114 140H116ZM125 138H126V136H125ZM154 138H155V137H154ZM183 138H184V137H182V139H183ZM209 138H210V137H209ZM225 138H226V137H225ZM88 139H89V137H88ZM88 139H87V140H88ZM90 139H92V138H90ZM104 139H103V142L105 143L106 141H105ZM119 139H120V138H119ZM127 139H128V138H127ZM156 139H158V138H156ZM156 139H154V140H156ZM182 139H181V140H182ZM211 139H212V138H211ZM213 139H214V138H213ZM213 139H212V140H213ZM101 140H102V139H101ZM101 140H98V141L100 142ZM124 140H125V139H124ZM124 140H123V141H124ZM188 140H189V139H188ZM214 140H215V139H214ZM214 140H213V141H214ZM218 140H219V139H218ZM223 140L225 141L224 137H223ZM223 140L221 139V141H223ZM89 141H90V140H88V142H89ZM92 141H94V139H92ZM95 141H96V140H95ZM98 141H97V142H98ZM108 141H109V140H108ZM121 141H122V139H121ZM149 141H150V140H149ZM151 141H153V140L151 139ZM158 141H159V139L157 140V142H158ZM160 141H159V142H160ZM177 141H175V142H177ZM184 141H186L185 138H184ZM184 141H183V143H184ZM219 141H220V140H219ZM90 142H91V141H90ZM112 142H113V140L111 141L110 145L114 144V143H112ZM117 142H119V141L116 140V143H117ZM124 142H126V141H124ZM157 142H156V144H157ZM210 142H211V141H210ZM214 142H215V141H214ZM216 142H217V141H216ZM122 143H123V142H122ZM128 143H129V142H128ZM151 143H152V142H151ZM154 143H155V142H154ZM163 143H164V142H163ZM178 143H181V141H178ZM178 143H176V145H177ZM218 143H219V142H218ZM245 143L247 144V142H245ZM96 144H98V143L95 142L93 145H92V143H91V147H92V146H95ZM102 144H103V143H101L100 146H101ZM106 144H107V143L104 144V147L107 146ZM146 144H147V143H146ZM149 144H150V143H149ZM156 144L153 145V143H152L151 146L153 145V146L155 147ZM172 144H174V143H172ZM198 144H199V143H198ZM198 144L196 143L195 145L197 146ZM214 144H215V143H214ZM243 144H244V143H243ZM246 144H245V145H246ZM98 145H99V144H98ZM110 145H109V146H110ZM114 145H116V146H114V147L116 148V147H117V144H114ZM125 145H126V144H125ZM127 145H128V147L130 146L129 144H127ZM159 145H160V144H159ZM159 145L157 144L156 146H159ZM168 145L170 146L171 144L167 143V147H164V146L162 145V146H163V148H162L163 150H162V151L159 150V152L157 151V152L159 153V156H158L157 153H155V154L158 156L157 159L159 158L158 161L156 160V161L158 162V163H156V164L159 165V167H162V170H163V171H164V169L166 168L167 170H165V171H167V172H169V170H170V172H171L172 174H177V175H179L180 177L183 176L184 180H183V178H182V180H183V182L185 181L184 183H186V184H188V185H191L192 188L195 187V190L197 189V191H198V190H201V191H198V192H201V193H202V190H203V193H204V185H206V184H205V183L203 184V181H204V178H206L207 174H206V176L204 177L205 174L200 173V171L203 170V169H202L203 167H201V166H202V165H201L202 163L199 164V163H197V161H196V163H194V164L192 163L193 165L188 166V167H185L184 169H183V167H182V169H180L181 165H180L179 163H181V161H182V159H181V157H180L181 154H180V156L176 155V153L174 154L173 151L171 150V149H173V148H171V147L169 148ZM199 145H201V144H199ZM204 145H205V144H204ZM207 145H208V144H207ZM209 145H210V144H209ZM224 145H225V143H224ZM100 146H96V147L99 148ZM119 146H120V145H119ZM119 146H118L117 148L120 149L121 151L118 150L119 153H117V156H116L117 158H118L119 155H120V158L122 157L121 155H122V151H123V150H122V148H119ZM121 146H123V145H121ZM151 146H149L150 149L153 148V146H152V147H151ZM177 146H179V145H177ZM201 146H203V145H201ZM213 146H216V148L218 149V146H219V145H218V146H217V145H213ZM230 146H231V145H230ZM243 146H244V145H243ZM91 147H90V149H91ZM96 147H95V148H96ZM172 147H176V146H172ZM179 147H180V146H179ZM199 147H200V146H199ZM208 147H209V146H208ZM210 147H211V146H210ZM221 147H222V146H221ZM244 147H245V146H244ZM244 147H243V148H244ZM98 148H97V149H98ZM107 148H109V147L107 146ZM107 148H106L105 151H107ZM146 148H147V147H146ZM197 148H198V146L196 147V149H197ZM204 148L206 149L207 147L204 146ZM204 148L200 147V149H204ZM214 148H215V147H214ZM235 148H236V147H235ZM248 148H249V147H248ZM92 149H94V147H92ZM92 149H91V150H92ZM99 149L102 150V148H99ZM99 149H98V151L101 152ZM104 149H105V148H104ZM109 149H110V148H109ZM113 149H114V148H113ZM125 149H126V148H125ZM154 149H155V148H154ZM157 149H158V148H156V150H157ZM159 149H161V147H160ZM176 149H177V147H176ZM179 149H181V148H179ZM179 149H178V150H179ZM208 149H209V148H208ZM211 149H213V148H211ZM217 149H215V150H217ZM241 149H242V148H241ZM246 149H247V148H246ZM259 149H260V148H259ZM87 150H88V148L86 149V151H87ZM91 150H89V151H87V152H88V153H89V152L92 153V152L95 151L96 149H94L93 151H91ZM110 150H111V149H110ZM114 150H116V149H114ZM151 150H152L151 153L155 156V154L153 153V151L155 152V150H153V149H151ZM197 150H199V149H197ZM206 150H207V149H206ZM233 150H235V149H233ZM118 151L116 150L115 152H111V151H110V152H111L112 154H114V153H116V152H118ZM124 151H125V150H124ZM126 151H127V150H126ZM130 151H131V150H130ZM146 151H147V150H146ZM203 151H204V150H203ZM208 151H210V150H207L206 153H207ZM213 151H214V150H213ZM213 151L211 150V152H213ZM69 152H70V151H69ZM96 152H97V150L95 151V153H96ZM102 152H104V151H102ZM107 152H108V151H107ZM127 152H129V151H127ZM171 152H172L173 154H171ZM174 152H176V150H175ZM201 152H202V151H201ZM204 152H205V151H204ZM215 152H216V151H215ZM222 152H224V151H222ZM263 152H264V151H263ZM90 153H89V154H90ZM93 153H94V152H93ZM95 153H94V155L91 154L92 157H90L91 155L89 156V154L86 153V154L89 156V157H88V160H86V162H87V161L91 162V161H90L91 159H89V158H93V156L96 158ZM120 153H121V154H120ZM124 153H125V152H124ZM124 153H123V154H124ZM131 153H132V152H130V155H131ZM148 153H149V152H148ZM151 153H150V154H151ZM180 153H181V151H180ZM209 153H210V152H209ZM230 153H232V152H230ZM72 154H73V153H72ZM86 154H85V155H86ZM101 154H102V153H101ZM104 154H105V153H104ZM108 154H109V152H108ZM118 154H119V155H118ZM150 154H148V155H150ZM178 154H179V153H178ZM204 154H205V153H203V155H204ZM216 154H217V153H216ZM223 154H224V153H223ZM87 155H86V156L83 155V156H84V159H87V158H86ZM115 155H116V154H115ZM125 155L128 156V157L130 156L129 154L127 155L126 153H125ZM125 155H123V156H125ZM132 155H133V154H132ZM132 155H131V156H132ZM143 155H144V154H143ZM146 155H147V154H146ZM153 155H151V157H152ZM218 155H220V154H218ZM230 155H231V154H230ZM73 156H74V155H73ZM79 156H80V155H79ZM97 156H99V155L97 154ZM103 156H104V158H103L102 156H101L102 158H101L100 156H99V158H96L97 161H95V162L99 163L98 160L101 158V161L99 160L101 163H99V164L103 165V164H102V161H103L104 159H106V160L108 159V158H105V155H103ZM106 156H108V155H106ZM133 156H134V155H133ZM204 156H206V155H204ZM208 156H209V155H208ZM233 156H234V155H233ZM260 156H261V155H260ZM70 157H72V155H70ZM75 157H76V156H75ZM75 157H74V158L72 157V159H71V158L68 159V157H67V158H66L67 163H66V161H65L64 158H63V160H64L63 162L66 163V164H65V165L62 164V165L65 166V167H67V168L70 170V168L73 169V168L75 167V165H77L76 163H78V162H76V161H81V162L84 161V160H82L83 158L80 160V158L78 157L79 160H77ZM108 157H109V156H108ZM128 157H127V158H128ZM149 157H150V156H149ZM182 157L184 158V156H182ZM206 157H207V156H206ZM217 157H218V156H217ZM219 157H220V156H219ZM219 157H218L216 160H218L219 164H223V163H222V162H223L222 159H219ZM224 157H225V156H224ZM262 157H263V156H262ZM95 158H93V159H95ZM109 158H110V157H109ZM113 158H115V157H113ZM122 158H123V157H122ZM127 158H126V159H127ZM129 158H130V160H132L131 157H129ZM133 158H134V157H133ZM144 158H145V159H144ZM146 158H147V156H143L142 159H141L142 162H143V159L146 160ZM152 158H153V157H152ZM152 158H151V159H152ZM222 158H223V157H222ZM201 159H202V158H201ZM203 159H204V158H203ZM211 159H212V158H211ZM223 159H224V158H223ZM225 159H226V158H225ZM60 160H61V159H60ZM108 160H109V161H107V162H108V164H109V162H111L112 159H111V160L108 159ZM118 160H119V158L117 159V161H118ZM123 160H124V158H123ZM134 160H135V159H134ZM134 160H133V162H134ZM139 160H140V159H139ZM141 160H140V161H141ZM148 160H149V159H148ZM148 160H147V162H148ZM180 160H181V161H180ZM214 160H215V159H214ZM61 161H62V160H61ZM92 161H93V163H94V160H92ZM115 161H116V159H115ZM149 161H151V160H149ZM152 161L154 162V158H153ZM152 161H151V162H152ZM220 161H222V162L220 163ZM226 161H227V160H226ZM238 161H239V160H238ZM238 161H237V162H238ZM81 162H80V163H81ZM86 162H85V163H86ZM89 162H88V163H89ZM103 162H105L104 164H106V161H105V160H104ZM113 162H114V161H113ZM113 162H111V164H112ZM118 162H119V161H118ZM118 162H117V163H118ZM127 162H128V161H127ZM133 162L130 161L129 164H130V163L132 164ZM135 162H136V160H135ZM144 162H146V161H144ZM153 162H152V165L154 164ZM201 162H202V161H201ZM216 162H217V161H216ZM242 162H243V161H242ZM69 163H70V165H72V163H73L74 165H72V166H74V167H70ZM80 163H79V165H80ZM91 163H92V162H91ZM91 163H89V165H90ZM93 163H92V164H93ZM120 163H121V161H120ZM120 163H119L118 166H120ZM123 163H125V162H123ZM123 163H121V167H122V168H123V166H124ZM212 163H213V162H212ZM212 163H211V164H212ZM225 163H226V164H223V166H225V167H226V165L229 166L231 163H232V165H230V166H234V167H235V166L237 165L236 162H235V165L233 164V162H231L230 164H227V162H225ZM57 164H58V163H57ZM92 164H91V166H92V168H93V165H92ZM108 164L103 165V167H105V166L107 167ZM144 164H148V163H144ZM149 164H150V162H149ZM149 164H148V165H149ZM198 164H199V165H198ZM214 164H216V163H214ZM214 164L211 165V166H212V167H213V166H214V167H215V166L218 167V165H214ZM240 164H241V162H240ZM54 165H55V164H54ZM58 165H59V164H58ZM66 165H67V166H66ZM68 165H69V166H68ZM83 165H84V168H86V166L88 167V164H87V163H86V166H85V164L82 162V166H83ZM95 165H96V164H95ZM101 165H100V167H102ZM135 165H136V164H135ZM150 165H151V164H150ZM178 165H180L179 168L177 167ZM200 165H201V166H200ZM56 166H57V165H56ZM77 166H78V165H77ZM80 166H81V165H80ZM80 166H79V167H80ZM82 166H81V167H82ZM96 166H98V165H96ZM109 166H110V168H111L112 166H114V164H113L112 166H111V165H109ZM109 166H108V167H109ZM118 166H117L116 163H115V166H114L113 168L115 169V167H118ZM126 166H129V165L126 164V165L124 166V168H125ZM131 166H132V165H131ZM131 166H130V169L134 166V164H133L132 167H131ZM211 166H210V167H211ZM223 166H222V167H223ZM230 166H229V167H230ZM57 167H58V166H57ZM65 167H63V168H65ZM79 167H78V168H79ZM81 167H80V168H81ZM89 167H90V166H89ZM100 167L98 166L97 168H100ZM152 167H153V166H152ZM163 167H164V168H163ZM199 167H200L202 170H200L199 173H198V172L195 171V170H197ZM204 167H205V166H204ZM236 167L238 168V171H239L240 166L237 165ZM245 167H247V166H245ZM51 168H52V167H51ZM63 168H62V171H63ZM67 168H66V169H67ZM75 168H76V167H75ZM84 168L82 167V169H84ZM110 168H108V169H110ZM113 168H112V169H113ZM119 168H120V167H119ZM119 168H118V170L116 171V172L118 173L117 175H119V173L123 171V172H125V174L122 172L123 175H124V176H125V175L128 176V175L126 174V171H124V168L121 169L122 171L118 172V171L120 170ZM156 168H158V167L156 166ZM226 168H227V167H226ZM247 168H248V167H247ZM254 168L256 169V167H254ZM254 168H253V169H254ZM58 169H60V168H58ZM76 169H77V168H76ZM103 169H104V168H102V170L100 169V172H99L98 169H96V172H95V171H93L94 168L91 169V167H90V170L87 168L86 172H85V170H84V172H85L87 175H83L84 172H83V174H82L81 170L78 171L79 169H78V170H74V171L76 172V174H77V171H78L80 174L83 175V177L85 176L86 182H85V179L82 180V178H81L82 175H78L79 173L77 174V178H76V175L74 174V172H73L72 170H70V172H71V171L73 172V174H72V177H73V178L71 177V175L68 176V174H67V176H68V177H71L73 180H74V177H75V178H76L75 181L78 180V181H76V182H79V183H80V182H82V183L85 182V184H84V186H83V189H82V193H84L85 195H81V196H80V199L85 200V204H89V203H91V200H93V198H95V197L99 198L98 195H99V196L101 195V194H100V191H101V190H103V191H102V195H104V194H103L104 189H102V187H98L99 189H98V188L95 189L96 193H94V195L97 194V192L99 193L98 195L94 196V195L91 193V190H92V189H90V188H93L94 184H96V183H93V182H98L99 186H103V185H105V187H106L105 190H107L108 193L110 192V194H111V192H115V193H117V196H118V194H119V196L121 195L122 198H123V195H124V199H123V200H126V202H127V200H132V201L135 200V202H136V200H137V201H138L137 203H140V205H141L142 200H143V201L146 200L147 203L150 202V201H149V202L147 201V198H145V196L143 197V196H140V195H138V194L134 195V194H132V191L129 192L128 190H120V187L123 186V185H121V184H123V183L125 184V182H124V181H123V182H122V181L119 182L122 178H120V180L115 179V177H116L117 175L115 176V175L111 174V172H112V173H113V172L115 173V171H113L114 169L110 172V171H108V170L105 168L107 171L105 170L103 175H105V173H107V172H108V173L110 172V173H109L110 176L108 177V179H103V180H102L103 177H102V175H101V177H102V178H101L100 175H99V173L101 174V172L103 171ZM116 169H117V168H116ZM125 169H127V171H129V170H128L129 167H126ZM135 169H136V168H135ZM160 169H161V168H160ZM204 169H205V168H204ZM212 169L214 170V168H212ZM222 169H223V168H222ZM222 169L220 168V165H219V170H221L222 173H223V172L225 173V171H223V170H225V169H223V170H222ZM230 169H232V167L229 168V172H230ZM233 169H234V168H233ZM233 169H232V171H231V174L235 172L234 170L237 171V169H234V170H233ZM241 169H242V168H241ZM241 169H240V170H241ZM255 169H254V170H255ZM260 169H261L260 172H259V170L257 169V172H259V175L261 174L260 176H258V175L255 174V173H257V172H255V173L253 172L254 175H253V173L248 175V176L251 175V176L248 177V178H249V180H252V181H249V182H252L253 184H254V182H255V183L257 182V184H255L256 187H254V189H255V191H256V195H258V194H257V191H259L258 188H259L261 191H262V189H263V191H264V186H262V183H261V182H262L261 179H264V178H263V175H264L263 171H264V170H262V169H264V167H262V168H260ZM53 170H54V169H53ZM97 170H98V171H97ZM110 170H111V169H110ZM215 170H216V169H215ZM215 170H214V172H213L214 174L217 173V172H218V173L220 172V171L218 170V168H217L218 171L215 172ZM226 170H228V169H226ZM242 170H243V169H242ZM249 170H250V169H249ZM65 171H66V170H65ZM90 171H91V173L88 174L87 172H90ZM92 171H93V172H92ZM238 171H237V172H238ZM250 171H251V170H250ZM50 172H51V171H50ZM70 172H67V173L70 174ZM94 172H95V173H94ZM129 172H131V170H130ZM204 172H206V171H204ZM204 172H203V173H204ZM237 172H236L235 175L238 174ZM240 172H241V171H240ZM240 172H239V173H240ZM242 172H243V171H242ZM245 172H246V171H245ZM261 172H262L263 174H262ZM54 173H55V172H54ZM54 173H53V174H54ZM62 173H63V172H62ZM65 173H66V172H65ZM96 173H98L99 176H98ZM133 173H134V172H133ZM133 173H132V174H133ZM206 173H209V172H206ZM222 173H220V175H218V176H223V175H224V176H227V175H228V174H226V173H225L226 175H225V174L221 175ZM90 174H91L92 176H91ZM109 174H108V175H109ZM120 174H121V173H120ZM209 174L211 175V173H209ZM214 174H213V175H214ZM243 174H244V173H243ZM247 174H248V173H247ZM57 175H58V173H57ZM59 175H60V174H59ZM61 175H62V174H61ZM74 175H75V176H74ZM108 175H106V176H108ZM135 175H136V174H135ZM167 175H168V174H166V176H167ZM170 175H171V174H170ZM216 175H217V174H216ZM216 175H214L215 178L217 177ZM240 175H241V173H240L239 176H238L239 179H240L241 176H242V175H241V176H240ZM252 175H253V176H252ZM63 176H64V175H63ZM78 176H80L79 179H81L82 181H81V180L79 181ZM114 176H115V177H114ZM119 176L121 177V175H119ZM119 176H118V177H119ZM124 176H123V177H124ZM166 176H165V178H166ZM168 176H169V175H168ZM168 176H167V178H168ZM208 176H209V175H208ZM214 176H213V177H214ZM229 176H230V173H229ZM229 176H227V177L229 178ZM46 177H48V176H46ZM56 177H57V176H56ZM64 177H65V176H64ZM64 177H63V178H64ZM68 177H67V178H68ZM118 177H117V178H118ZM133 177H135V176H133ZM170 177L173 178L172 175H171ZM202 177H203V180H202ZM230 177H231V176H230ZM232 177H234V178H233V180L230 179V180H231V183H232V184H230V186L227 185V183L230 182V181H228V182H226L227 180L225 181V178H226V177H224V179H222V177H221V178L218 177L219 179L217 178L218 181L220 182L219 184L224 185V187H225L226 185L228 186V187H227V186L225 187V190L223 189L224 192H222V194L220 193L219 195H217V194L214 193V192H210V191H208L207 193L209 194V196H208V194H207V196H205V197H206V198H210V197H211V200H208V199H207V200H201V199H200L201 201H203V203H202L203 206L201 207V209H202V214H201V215H203V211H204V213H208V216L210 215V217H211V215H212L213 217H215V220L221 217V220H220V219H218V220H220V222L225 221V223H222V227H223V225L225 224V225H224V226H225V227H224L225 230H227L230 226L232 227L233 230H231L230 232L228 231V232L226 233V231H225V233H226V234L224 233V236H225V237L222 235V236L224 237V239H222V240H225L226 244L223 246V245L221 244V242H220V238H219V240H218L219 242H217V241L215 240L218 244H219V243L221 244L220 246H223V247H219V245H214V244H213L214 242H213V243H212V242H209V239L206 240V239L203 237V234H205V233H204L205 231H207V234H208V235H209V234L212 235V234H214V232H215L219 227H221V225H220V226H217L216 223H215L216 221L214 222V220H213V223H209V222L206 221L207 223H206L205 228H204L205 231L202 232V231L200 230L199 232L196 233L197 236H198V238H197V239H198L197 242L195 241V242L193 243V242L190 240V238L188 239L189 235H190V237H193V236H191V233H192V232H191L189 235H188L187 233H183L184 235H188V236H187V237H186V236H183V237H181V238L179 237V239H177L178 242H177V243L175 242V243L177 244V246H175V248L172 246V247H173V251H172L173 253H172V254H174V255H172V254L170 253V254H171L170 256H171L172 258H173L174 256H176V258L174 257L175 260H176V259H177V256H179V255H177V253L182 255V253H186V252H188V250H191V247H192V248H195L194 250H195L196 252L193 253V254L190 252V253L192 254V256H190L189 254H187L186 256L191 257V258L189 259L190 261L193 260V261H198L199 263L202 262L201 264H203V263H204V264H264V210H262L261 206H259V205L262 203V200L259 201V203H260V202H261V203L258 205V197H256V195H255L254 193L252 194V192H250V191L248 192V191L245 190V188L247 187V185H245V187H243V188H244V189H243L242 186H244V185H241L242 182H241V181H240V182L238 181V179H237L238 177L236 176V177H237V178H236V177L233 176V175H232ZM52 178H53V177H52ZM58 178H59V177H58ZM71 178H70V179H71ZM104 178H105V177H104ZM129 178H130V177H129ZM136 178H137V177H136ZM171 178H170V179H171ZM177 178H178V176H177ZM228 178H226V179H228ZM242 178H243V176H242ZM242 178H241V179H242ZM46 179H47V178H46ZM89 179H90L91 181H90ZM173 179L175 180V177H174ZM241 179H240V180H241ZM243 179H244V182H245L246 179H245V178H243ZM243 179H242V180H243ZM43 180H44V179H43ZM48 180H49V179H48ZM73 180H72V187H73V186H76V184L73 182ZM92 180H93V181H92ZM115 180H116V181L118 180V181L116 182ZM122 180H125V177H124V179H122ZM129 180H131V179H129ZM132 180H133V179H132ZM134 180H135V179H134ZM134 180L131 181V184H132V185L130 186L131 189H133V190L136 189V188L139 186V184H138L137 182L140 181L139 179H138V181H134ZM165 180H166V179H165ZM168 180H169V178H168ZM171 180H172V179H171ZM179 180H181V179L179 178ZM182 180H181V181H182ZM213 180H216V179H213ZM56 181H57V180H56ZM56 181H55V182H56ZM126 181H127V180H126ZM141 181H142V182H140V183H142V185H143V184H144V183H143V180H141ZM145 181H146V180H145ZM145 181H144V182H145ZM176 181H177V180H176ZM176 181H175V182H176ZM224 181L226 182V185H225V182H224ZM263 181H264V180H263ZM66 182H69V181L67 180ZM70 182H71V180H70ZM70 182H69V183H70ZM99 182L102 183L103 185L100 184ZM114 182H115V183H114ZM118 182L120 183L121 186H120L119 184H117ZM127 182H128V181H127ZM147 182H148V181H147ZM167 182H168V181H167ZM169 182H170V180H169ZM173 182H174V181H173ZM221 182H224V183L222 184ZM249 182H248V183H249ZM31 183H32V182H31ZM69 183H68L67 185L70 186ZM111 183H113V185H112ZM149 183H150V181H149ZM149 183H148V184H149ZM171 183H172V182H171ZM179 183H180V182H179ZM217 183H218V182H217ZM246 183H247V181H246ZM246 183H245V184H246ZM64 184H65V183H64ZM74 184H75V185H74ZM77 184H78V183H77ZM110 184H111V185H110ZM148 184H145V185H148ZM166 184H167V186H168V187H166V188L169 189V190L167 189L168 191H172V190H174V189L176 188V187H173V186L171 187V184H168V183H166ZM213 184H215V183H213ZM249 184H250V183H249ZM253 184H251V185H253ZM57 185H58V184H57ZM60 185H61V184H60ZM65 185H66V184H65ZM81 185H82V184H81ZM81 185H80V184L77 185V186H78L77 188H80V190H81V188H82ZM114 185H119V186H118V188H117L116 186L113 187ZM125 185L128 186V185H130V183H129V184L127 183V184H125ZM142 185H140V187H139L140 189H139V190H141L143 187H144V188L146 187V186H142ZM160 185H161V184H160ZM160 185L157 186V187H159V189H161V188H160ZM175 185H176V184H175ZM217 185H218V184H217ZM54 186H55V185H54ZM58 186H59V185H58ZM90 186H91V187H90ZM107 186H108V187H107ZM141 186H142V188H141ZM163 186H164V185H162V187H163ZM191 186H190V188H191ZM218 186H220V185H218ZM42 187H43V186H42ZM65 187H66V186H65ZM96 187H97V184H96ZM96 187H95V188H96ZM147 187H149V185H148ZM214 187H215V185H214ZM216 187H217V186H216ZM216 187L214 188V191H215V189H217ZM249 187H250V186H249ZM47 188H48V187H47ZM69 188H70V187H69ZM103 188H104V187H103ZM121 188H122V187H121ZM123 188H124V186H123ZM123 188H122V189H123ZM128 188H129V187H128ZM149 188H150V187H149ZM173 188H174V189H173ZM206 188H208V187H206ZM209 188H211V187H209ZM226 188H228V189H226ZM63 189H64V188H63ZM65 189H67V188H65ZM70 189L72 190V193H74L75 189H74V191H73L72 188H70ZM124 189H126V188H124ZM129 189H130V188H129ZM131 189H130V190H131ZM145 189H146V188H145ZM187 189H188V188H187ZM211 189H212V188H211ZM211 189H210V190H211ZM246 189H247V188H246ZM254 189H253V191H254ZM50 190H51V189H50ZM53 190H54V188H53ZM55 190H56V188H55ZM55 190H54V191H55ZM58 190H60V189H58ZM80 190H78V191L81 193ZM93 190H94V189H93ZM93 190H92V192H95V191H93ZM97 190H98V191H97ZM99 190H100V191H99ZM147 190H149V189L147 188ZM161 190H164V191H165L164 188L161 189ZM175 190H176V189H175ZM207 190H208V189H207ZM212 190H213V189H212ZM244 190H245V191H244ZM247 190H249V188H248ZM39 191H40V190H39ZM47 191L49 192L48 189H47ZM61 191H62V190H61ZM76 191H77V190H76ZM136 191H138V190H137V189L134 190L135 193H136ZM150 191H153V190H150ZM155 191H156V190H155ZM164 191H163V192L161 191L162 193L159 192V194H157V197H158L157 202H156V200L154 201L153 198H150V197H149L150 199L148 198V200H151V199H152V200L154 201V203H155V202L158 203V200L161 198V196H159L160 194H162V196L165 197V195H163ZM197 191H195V192H197ZM251 191H252V189H251ZM62 192H63V191H62ZM62 192H60V193H62ZM67 192H68V191H67ZM79 192H78V194H80ZM148 192H149V191H147L146 193L148 194ZM215 192H216V191H215ZM49 193H50V192H49ZM72 193H71V194H72ZM82 193H81V194H82ZM104 193H106L105 195H108L107 192H104ZM121 193H122L123 195H122ZM141 193H142V192H141ZM144 193H145V192H144ZM146 193H145V194H146ZM150 193H151V192H150ZM150 193H149V194H150ZM153 193H154V192H152V194H153ZM157 193H158V192H157ZM168 193H169V192H168ZM168 193H167V195H169ZM171 193H172V192H170V194H171ZM203 193H202V194H203ZM41 194H42V195H40L41 200H40V198L38 197V199H39L40 201L45 202V201H47V200H45V199H47V198H48V202H50L51 200H53V202L55 201L54 199H52L53 196L51 197V195H53V193H50V197H51L50 199H49V197L46 196V195L48 194L47 192L45 193V194H46L45 196H46L47 198H44L45 196H44V193H43V192H42ZM55 194H58V195H55V196L60 197V195L63 196L65 193L63 192V194H60V195H59V193H58V191H57V193L55 192ZM67 194H68V193H67ZM75 194L77 195V193H75ZM110 194H109V195H110ZM152 194H151V195H152ZM155 194H156V192H155ZM173 194H175V193H173ZM176 194H177V193H176ZM176 194H175V195H176ZM199 194H200V193H199ZM202 194H200V195L202 196ZM259 194H261L260 191H259ZM32 195H33V194H32ZM34 195H35V194H34ZM102 195H101V196H102ZM105 195H104V196H105ZM109 195H108V196H109ZM113 195H114V194H112V196H113ZM131 195H132V196H131ZM142 195H143V193H142ZM167 195H166V196H167ZM171 195H172V194H171ZM177 195H178V194H177ZM204 195H205V194H204ZM243 195H244V196H243ZM42 196H44V197H42ZM55 196H54V197H55ZM69 196H70V195H69ZM69 196H67V198H68ZM71 196H72V195H71ZM74 196H75V195H74ZM115 196H116V195H115ZM119 196H118V197H119ZM146 196H147V195H146ZM152 196L154 197V194H153ZM172 196H173V195H172ZM172 196H170V197H172ZM236 196H237V197H236ZM260 196H262V195H260ZM29 197H31V196H29ZM35 197H36V196H35ZM77 197H78V195H77ZM81 197H84V198H81ZM105 197H106V196H105ZM110 197H111V195H110ZM121 197H120V199H121ZM125 197H126V198H125ZM205 197H204V198H205ZM221 197L224 199V200H222V204H223V205H219V204L221 203L220 199H219V201L216 200V199L221 198ZM32 198H33V197H32ZM32 198H31V199H32ZM36 198H37V197H36ZM36 198H34V199H36ZM42 198H43L45 201H44ZM97 198H96V200H97ZM102 198H103V197H102ZM108 198H109V197H108ZM173 198H175V197H173ZM178 198H179V197H178ZM204 198H203V199H204ZM236 198H237V199H236ZM262 198H263V196H262ZM38 199H37V200H38ZM55 199H56V197H55ZM59 199H60V198H59ZM59 199H58V200H59ZM65 199H66V198H65ZM109 199H110V198H109ZM111 199H112V198H111ZM111 199H110V200H111ZM117 199H118V198H117ZM117 199H116V200H117ZM120 199H119V200H120ZM154 199H155V198H154ZM163 199H164V198H163ZM176 199H177V198H176ZM193 199H194V198H193ZM27 200H28V199H27ZM32 200H33V199H32ZM32 200H30V202H31ZM58 200H57V201H58ZM60 200H63V199H60ZM66 200H67V199H66ZM69 200H76V196H75V197L72 196L71 198H69ZM104 200H105V199H104ZM112 200H115V199H114V196H113V199H112ZM140 200H141V202H139ZM178 200H179V199H178ZM200 200H199V201H200ZM33 201H34V200H33ZM35 201H36V200H35ZM57 201H56V202H57ZM78 201H79V200H78ZM98 201H99V200H98ZM195 201H196V200H195ZM48 202H47V203H48ZM53 202H52V203L50 202V204H53ZM81 202H83V201H81ZM81 202H80V203H81ZM96 202H97V201H96ZM115 202H116V201H115ZM128 202H129V201H128ZM128 202H127V204H128ZM160 202H161V201H160ZM38 203H39V202H38ZM54 203H55V202H54ZM58 203H59V202H58ZM76 203H77V202H76ZM130 203H131V201H130ZM133 203H134V202H133ZM137 203H136V204H137ZM144 203H145V202H144ZM150 203H151V202H150ZM150 203H149V204H150ZM152 203H153V202H152ZM152 203H151V204H152ZM154 203H153L152 205H150L149 207H150V208L158 207V206H157L158 204L155 205V206H153ZM263 203H264V201H263ZM263 203H262V204H263ZM35 204H36V203H35ZM48 204H49V203H48ZM50 204H49V205H50ZM55 204H56V203H55ZM55 204H54V205H55ZM68 204H69V203H68ZM83 204H84V203H83ZM83 204H82V206H83ZM97 204H98V203H97ZM131 204H132V203H131ZM149 204H148V205H149ZM159 204H160V203H159ZM60 205H61V203L58 204L57 206H60ZM101 205H102V203H101ZM134 205H135V204H134ZM134 205L132 204L133 207H132V206H129V207H130V210L133 209V211H134V209H136V208L134 207ZM148 205H147V206H148ZM160 205H161V204H160ZM195 205H196V204H195ZM37 206H38V204H37ZM37 206H36V207H37ZM40 206H41V204H40ZM40 206H39V207H40ZM42 206H43L44 208H43ZM42 206H41L42 208H41L40 210H39V207H38V209L36 208L37 210H39L38 212H36V213L39 214V215L37 214V215H38V216H37L38 219H39L40 215L42 216L41 219H40V222H43V220H44V221L47 220V219H46V220L44 219V218L46 217V214H50L49 216H51V214H52V212L49 210L50 207H48L47 205H44L43 203H42ZM46 206H47L48 208H47ZM55 206H56V205H55ZM63 206H64V205H63ZM79 206H81V205H79ZM82 206H81V207H82ZM87 206H89V205H87ZM90 206L92 207L91 204H90ZM109 206H110V205H109ZM145 206H146V205H145ZM199 206H200V205H199ZM52 207H53V206H51V208H52ZM107 207H108V206H107ZM131 207H132V208H131ZM139 207H140V206H139ZM139 207H138V208H139ZM141 207H142V205H141ZM159 207H160V209H161V206H159ZM29 208H31V207H29ZM45 208L48 210V212H46V211L43 210V209H45ZM58 208H59V207H58ZM62 208H64V207H62ZM121 208H122V207H121ZM260 208H261V209H260ZM263 208H264V207H263ZM46 209H45V210H46ZM79 209H80V208H79ZM79 209H78V210H79ZM81 209H82V208H81ZM90 209H91V208H90ZM90 209H89V208H85V206L83 207L82 214H81V216H80V217H81V218H80V220H81V224H83V223H82V220L84 221V219H89L88 216H89L90 214L88 215V212H89L88 210H90ZM111 209H112V208H111ZM148 209H149V208H148ZM155 209L158 210V208H155ZM155 209H154V210H155ZM201 209L199 210L200 212H201ZM27 210H28V209H27ZM63 210H65V208H64ZM101 210H102V209H101ZM137 210H138V209H137ZM137 210H135V212H136ZM149 210H153V209H149ZM154 210H153V212H154ZM157 210H155V213H156ZM193 210H194V209H193ZM31 211H32V209H31ZM54 211H58V210L54 209ZM54 211H53V212H54ZM66 211H67V210H65V212H66ZM80 211H81V210H80ZM125 211H126V210H125ZM182 211L184 212V209H182ZM32 212L35 214L34 211H32ZM44 212H45L46 214H45ZM50 212H51V213H50ZM98 212H99V211H98ZM135 212H131V213H132V214H135ZM139 212H140V211H139ZM147 212H148V211H147ZM150 212H151V211H150ZM176 212H177V211H176ZM176 212H174L175 215H176ZM183 212H181V214H182ZM195 212H196V211H195ZM43 213H44L45 217H43ZM55 213H56V212H55ZM101 213H102V211H101ZM101 213H100V214H101ZM117 213H118V211H117ZM119 213H120V212H119ZM119 213H118V214H119ZM125 213H126V212H125ZM155 213H151V214H155ZM186 213L188 214V215H186V217L189 216V217H191L192 219L195 218V216L197 215V213H196V215H195L194 212L191 210V208L189 209V207H188L187 210H185V214H186ZM27 214H30V211H29V213H27ZM34 214H33V215H34ZM98 214H99V213H98ZM129 214H130V212H129ZM158 214H159V212H158ZM216 214H217V215H216ZM64 215H65V213L60 209V213H59V220L61 221V222H60V225H61V223H63V224H64L63 226H65V228L63 229V232H64V230H67L68 228H69L68 230L71 231V230H70L71 228L68 227V225H70V223H71V222H70V218H69L70 215L67 214V216L69 215L68 217H67L66 215H65V216H64ZM74 215H75V214H74ZM74 215H73V216H74ZM87 215H88V216H87ZM96 215H97V214H96ZM137 215H138V213H137ZM148 215H149V214H148ZM175 215H173V216H175ZM205 215H206V214H204L203 216L205 217ZM35 216H36V214H35ZM52 216H54V215L52 214ZM73 216H72V217H73ZM101 216H102V215H101ZM101 216H100V217H101ZM113 216H114V215H113ZM129 216H130V215H129ZM134 216H136V214H135ZM153 216H154V215H153ZM173 216H172V217H173ZM208 216H207V217H208ZM25 217H26V215H25ZM72 217H71V218H72ZM75 217H76V221H77V222H76L75 220H74V221L71 220V221H72V223H73V222H76L77 225H79V224H78V222H79V218H78L79 215H78V217H77V216H75ZM109 217H110V216H109ZM138 217H140V216H138ZM145 217H146V216H145ZM161 217H163V216L161 215ZM169 217H170V216H169ZM197 217H198V216H197ZM197 217H196V218H197ZM217 217H218V218H217ZM23 218H24V217H23ZM30 218H34V216H33V217H30ZM30 218L28 219V215H27V219L30 220ZM42 218H43V220H42ZM52 218H53V217H52ZM52 218H51V219H52ZM73 218H74V217H73ZM77 218H78V219H77ZM97 218H99V217H97ZM101 218H102V217H101ZM101 218L99 219L100 222H102V219H103V218H102V219H101ZM119 218H120V217H119ZM121 218H122V217H121ZM151 218H152V217H151ZM167 218H168V216H167ZM176 218H177V216H176ZM191 218H190V219H191ZM201 218H202V216H201ZM205 218H206V217H205ZM53 219H54V218H53ZM74 219H75V218H74ZM142 219H143V218H142ZM144 219H145V218H144ZM164 219H165V218H164ZM164 219H163V220H164ZM171 219H172V218L170 217V221H172ZM192 219H191V220H192ZM199 219H200V218H199ZM31 220H32V222H33V220H35V219H31ZM97 220H98V219H97ZM104 220H105V219H104ZM115 220H116V219H115ZM186 220H187V219H186ZM188 220H189V219H188ZM193 220H194V219H193ZM193 220H192V221H193ZM218 220H217V221H218ZM23 221H24V220H23ZM36 221H37V220H36ZM86 221H87V220H86ZM91 221H92V220H91ZM126 221H127V220H126ZM130 221H131V220H130ZM132 221H133V220H132ZM155 221H156V220H155ZM165 221H166V220H165ZM167 221H168V220H167ZM173 221H174V219H173ZM192 221H191V222H192ZM197 221L199 222V220H197ZM202 221H203V219H202ZM209 221H210V220H209ZM25 222H26V221H25ZM37 222H39V221H37ZM48 222H49V221H48ZM50 222L54 224V221H53V220L50 221ZM96 222H97V221H96ZM103 222H104V221H103ZM103 222H102V223H103ZM142 222H143V221H142ZM252 222H254V223H252ZM35 223H36V222H35ZM43 223H44V222H43ZM72 223H71V224H72ZM87 223H88V222H87ZM105 223H106V222H105ZM114 223H115V222H114ZM139 223H140V222H139ZM162 223H163V222H162ZM172 223H173V222H172ZM192 223H193V222H192ZM26 224H27V223H26ZM44 224H46V223H44ZM85 224H86V223H85ZM85 224H84V225H85ZM91 224H92V223H91ZM134 224H135V223H134ZM204 224H205V223H204ZM32 225H33L32 228H34V230H35L36 228H38V226H39V228L42 226V225H41V226L38 225V226L36 227V224L34 225L33 223L31 224V226H32ZM46 225H47V226H46V229H48V228H49V227H48L49 224L47 223ZM56 225H59V224L56 222ZM56 225H55V226H56ZM75 225H76V224L73 223V230H72L73 232H74V228H75V230H76V226H77V225H76V226H75ZM142 225H143V223H142ZM172 225H174V224H172ZM26 226H27V225H26ZM31 226H30V227H31ZM43 226L45 227V225H43ZM51 226H52V225H51ZM61 226H62V225H61ZM61 226H58L57 228H59V227H61ZM63 226H62V228H63ZM74 226H75V227H74ZM92 226H93V224H92ZM103 226H104V225H103ZM191 226H192V225H191ZM202 226H204V225H202ZM47 227H48V228H47ZM53 227H54V225H53ZM78 227H80V226H78ZM85 227H86V226H85ZM141 227H143V226H141ZM149 227H150V226H149ZM157 227H158V226H157ZM172 227H173V226H172ZM195 227H196V226H195ZM217 227H218V228H217ZM222 227H221V228H222ZM226 227H227V228H226ZM231 227H230V228H231ZM80 228H81V227H80ZM95 228H96V227H95ZM104 228H105V227H104ZM152 228H153V227H152ZM159 228H160V227H159ZM169 228H170V227H169ZM169 228H168V229H169ZM173 228H174V227H173ZM224 228H223V229H224ZM230 228H229V229H230ZM46 229H45V231H44L45 233L43 232V234H46V233L48 234V237L50 238V240H49L48 237H47V239H48V241H50L51 246H53V245H54L53 243H54L55 241L53 242L52 240H56V239L59 237V235H60V234H59V233H60V230L58 231V234H59V235L57 234L58 237L56 236V237H57V238L55 237L56 239H52V236L49 235V232H47ZM55 229H56V228H55ZM55 229H54V230H55ZM81 229H82V228H81ZM83 229H84V228H83ZM105 229H106V228H105ZM137 229H139V228H137ZM140 229H141V228H140ZM157 229H158V228H157ZM196 229H197V227H196ZM48 230H49V229H48ZM56 230H57V229H56ZM56 230H55V231H56ZM68 230L66 231L67 234H66V236H65V238H67V239H68L69 237H72V236L74 235V234H72L73 232H72V233L70 232V234H72V236L69 234V237H67V236H68V233H69ZM77 230H78V229H77ZM86 230H87V229H86ZM88 230H89V229H88ZM198 230H199V229H198ZM218 230L220 231V229H218ZM36 231H38L37 233L40 234L38 229H36ZM49 231H51V230H49ZM79 231H80V230H78V232H79ZM84 231H85V230H84ZM84 231H83V232H84ZM156 231H157V230H156ZM161 231H162V230H161ZM161 231H160V232H161ZM187 231H189V230H187ZM191 231H192V230H191ZM193 231H195V230H193ZM196 231H197V230H196ZM219 231H218V232H219ZM33 232H35V231H33ZM52 232H53V231H52ZM56 232H57V231H56ZM75 232H76V231H75ZM78 232H77V234H78ZM90 232H91V231H90ZM162 232H163V231H162ZM216 232H217V231H216ZM218 232H217V233H218ZM84 233H85V232H84ZM153 233H154V232H153ZM220 233H221V232H220ZM222 233H223V232H222ZM50 234H51V233H50ZM85 234H86V233H85ZM160 234H161V233H160ZM181 234H182V233H181ZM181 234H178V235L180 236ZM192 234H195V232H193ZM33 235H34V234H33ZM61 235H63V234H61ZM61 235H60V237H61ZM78 235H79V234H78ZM86 235H88V234H86ZM89 235H90V234H89ZM89 235H88V236H89ZM130 235H131V234H130ZM176 235H177V234H176ZM199 235H200V236L202 235L203 238H202V237L199 238ZM210 235H209V236H210ZM214 235H216V233H215ZM218 235H219V234H218ZM43 236H44V235H43ZM63 236H64V235H63ZM79 236H81V235H79ZM79 236H78V237H79ZM121 236H122V235H121ZM126 236H127V235H126ZM149 236H151V235H149ZM212 236H213V235H212ZM247 236H248V237H247ZM35 237H36V236H35ZM38 237H39V236H38ZM41 237H42V236H41ZM113 237H114V236H113ZM138 237H139V236H138ZM159 237H160V236H159ZM161 237H162V236H161ZM174 237H175V236H174ZM177 237H178V236H177ZM177 237H176V238H177ZM61 238H62V237H61ZM65 238H64V239H61L60 244H61L62 240H63V241L66 240ZM89 238H90V237H89ZM152 238H153V237H152ZM157 238H158V237H157ZM193 238H196V235H195V237H193ZM212 238H213V237H212ZM216 238H218V236H216ZM221 238H222V237H221ZM71 239H72V238H69V239H68V241L70 242V243H68V246H65V247L62 246V247H64V248L68 247V249H70V248H69L70 245H75V240H76V239L73 238L74 241H73V239H72V240H71ZM80 239H81V238H80ZM96 239H97V238H96ZM96 239H95V240H96ZM141 239H142V238H141ZM158 239H159V238H158ZM160 239H162L161 241H163V237L160 238ZM214 239H215V238H214ZM214 239H212V240L214 241ZM38 240H40V238H38ZM42 240H44V241H41V242H43V243H45V245H47L48 242L45 241V238H43ZM57 240L59 241L60 239L58 238ZM128 240L130 241V238H129ZM177 240H175V241H177ZM192 240H193V239H192ZM195 240H196V239H195ZM210 240H211V239H210ZM36 241H37V240H36ZM58 241H56V242H58ZM68 241H67V242H68ZM150 241H151V240H150ZM165 241H166V240H165ZM170 241H171V240H170ZM52 242H53V243H52ZM65 242H66V241H65ZM72 242H73L74 244H73ZM77 242H78V240H77ZM80 242H81V240H80L78 243H76V244H78L79 246H81V245L79 244ZM93 242H94V240H93ZM136 242H137V241H136ZM225 242L223 241L222 243H225ZM71 243H72V244H71ZM86 243H87V242H86ZM86 243H85V244H86ZM94 243H95V242H94ZM123 243H124V242H123ZM125 243L127 244V241H125ZM173 243H174V242H173ZM175 243H174V245H175ZM52 244H53V245H52ZM64 244L67 245V243H64ZM69 244H70V245H69ZM83 244H84V241H83ZM83 244H82V245H83ZM128 244H129V243H128ZM161 244H162V243H161ZM215 244H216V243H215ZM55 245L59 247V245H57V243H56ZM55 245H54V246H55ZM86 245H88V243H87ZM140 245H141V244H140ZM154 245H155V244H154ZM206 245H208V246H206ZM43 246H44V245H43ZM54 246H53V247H54ZM56 246H55V248H56ZM169 246H170V245H169ZM169 246H168V247H169ZM58 247H57V248H58ZM62 247L60 246V249H62ZM77 247H78V246H77ZM83 247L85 248V246H82V248H83ZM90 247H91V245H89V248H90ZM104 247H105V246H104ZM168 247H167V248H168ZM172 247H171V248H172ZM46 248H47V247H46ZM55 248H54V249H55ZM57 248H56V249H57ZM64 248H63V249H64ZM72 248H74V250L77 249L76 246L71 247V249H72ZM79 248H80V247H79ZM79 248H78V249H79ZM171 248H169V250H170ZM189 248H190V249H189ZM52 249H53V248H52ZM56 249H55V250H56ZM58 249H59V248H58ZM58 249L56 250V253H57V251H59V253H60L61 251H63V249H62L61 251L58 250ZM71 249H70V251H71ZM137 249H138V248H137ZM44 250H45V249H44ZM49 250H50V249H49ZM55 250H53V251H55ZM66 250H67V249H66ZM66 250H64V251L66 252ZM72 250H73V249H72ZM83 250H84V249L79 250V252H80V251H83ZM87 250H88V249H87ZM90 250H91V249H90ZM167 250H168V249H167ZM169 250H168V252H171V251H169ZM67 251L69 252V250H67ZM68 252H67V254H68ZM85 252H86V251H85ZM53 253H54V252H53ZM71 253H73V252L71 251ZM75 253L79 255L78 252H75ZM75 253H73V254H75ZM83 253H84V252H83ZM188 253H189V252H188ZM63 254H64V253H63ZM76 254H75V255H76ZM86 254H87V253H86ZM91 254H92V253H91ZM91 254H90V255H91ZM167 254H169V253H167ZM220 254H221V255L223 254V257H219ZM56 255H57V254H56ZM56 255H54V256H56ZM61 255H62V254H61ZM64 255H65V254H64ZM82 255H83V254H81V256H82ZM87 255H88V254H87ZM165 255H166V254H165ZM221 255H220V256H221ZM62 256H63V255H62ZM70 256H71V258H72V255H70ZM70 256H69V257H70ZM136 256H137V255H136ZM165 257H166V259L169 258V256H168V257H167V256H164L163 258H165ZM179 257H180V256H179ZM184 257H185V255H184ZM58 258H59V257H58ZM58 258H57V259H58ZM71 258H70V259H71ZM83 258H84V257H83ZM94 258H95V257H94ZM128 258H129V257H128ZM172 258H170V259L173 260ZM220 258H222V259H220ZM62 259H63V258H62ZM62 259H61V260H62ZM73 259H74V258H73ZM124 259H125V258H124ZM137 259H138V258H137ZM166 259H164V260L166 261ZM170 259H169V260H170ZM54 260H55V259H54ZM75 260H76V259H75ZM103 260H104V259H103ZM139 260H140V259H139ZM158 260H159V259H158ZM161 260H162V259H160V261H161ZM164 260H163V261H164ZM169 260H168V261H169ZM185 260H187V259H184V260H183V258H182V261H183V262H185ZM189 260H188V262H190ZM59 261H60V260H59ZM82 261H84V260H82ZM104 261H105V260H104ZM153 261H155V260L153 259ZM165 261H164V262H165ZM193 261H192L191 264H194ZM72 262H73V261H72ZM170 262H171V261H170ZM175 262H176V264H177L178 260H176V261L173 260V264H174ZM66 263H67V262H66ZM74 263H76V261H75ZM103 263H105V262H103ZM186 263H187V262H186ZM152 264H153V263H152ZM157 264H162V261H161V263H160L159 261H157Z\"/></svg>",
    "mask_w": 264,
    "mask_h": 264
}]
</instances>
